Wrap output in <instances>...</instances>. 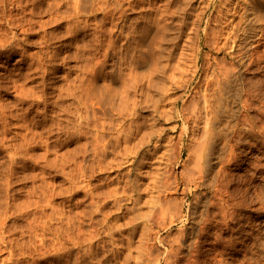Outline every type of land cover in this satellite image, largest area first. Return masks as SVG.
Returning <instances> with one entry per match:
<instances>
[{
    "label": "rangeland",
    "instance_id": "374dc122",
    "mask_svg": "<svg viewBox=\"0 0 264 264\" xmlns=\"http://www.w3.org/2000/svg\"><path fill=\"white\" fill-rule=\"evenodd\" d=\"M1 1H2V3H5V4H2ZM55 1H58V0H52V1L51 0H42V1L41 0H29V1L20 0V2H19V0H0V14H1L0 15V25H2V28L0 26V29H1L0 31H2V32H0V34L2 35L3 33H5L9 29L16 32V33L14 32L15 37H16L15 38V40H16L15 43L16 44L14 43V45H12V47H13L12 51H16V52H10V54L8 55V52H9L8 49L9 48L8 47L6 48L4 46L1 47L2 42L0 41V50H1L0 51V76H1L0 79L2 81V82L0 81V88H1L0 89V105L4 102L3 103L4 109H3V105H1L2 108H0V117L3 116L2 118H0L1 119L0 120V125L2 124V126H0V128L2 129L4 127L3 128L4 130L2 129V131H5L3 133H6V135L4 134V136H2L3 135V134H1L2 131L0 132V137L2 136L1 139L3 140V142H2V140L0 139V171L3 172V173L1 172L0 178L1 177L3 178L5 176L4 180L2 178L0 180V199H1L0 200L1 201L0 202V220L3 222L5 219H7V223H6V220L3 222L4 224L0 221V225L3 224V226H4L5 223L8 225V226L5 225L4 228H3V226H0V227H2V229L0 228V234H1L0 238L3 237L2 239L4 241V242H1L2 239H0V244L2 245V247H0V264H137V263L138 264H158V262H159V264H168V263H166L168 261H169V264H171L172 260L174 261V258H178V259H176L177 261H175L176 264H182V263L184 264L186 262V259H187L186 254L189 253V248L188 247H190L194 243L193 241H195V240H193V239H195L197 237L196 236V233H197L196 231L198 230L197 229L198 226L196 224H194V222H196V221H194V217H196V214H193V212L196 211V209L194 208L195 207L194 206L195 205L194 204L195 200H194V198L192 196H190L189 198L186 196L184 198L183 204H180V205L176 201H174V199H172V201H169V202H167V201L171 200V198H174L173 196L176 197V194L172 193L173 191H175L174 190L175 178H178L179 180H181L180 178H182L183 173L185 174L186 169L188 170V166L189 165H186L187 163H185V161L189 157V148L188 147H189V145L193 144V142H191V140H190L191 138L187 139L188 137L184 138L183 141L179 142V139H178L177 136L180 135V132H181L180 128L182 127V124H181V122L179 124L175 123V119H174L175 116H176L175 113H173V112L170 113V116H173V118H169L168 119L169 121H165V119H162V121L161 120L160 121L154 120V117L153 118L151 117V116H154L153 111H152L153 108L151 107L152 102H153V96H154L153 91H151L152 89L150 87L144 86L142 88V92H141V89H139L141 87H138L139 85L137 86V84H135V86H134V84H133L134 82L136 83V81H134V80H136L135 78L141 76V73H142V75L146 76V72L147 71H148L147 74H150L151 73V68H152L150 66V63H151L150 60H148V61H150L149 63L142 64L143 66L142 65L138 66L139 68L137 66H133L132 60H133V58L135 56V52H134L135 48L133 47V46H135V44L132 42L134 40L133 37L135 36V32L134 31L137 32V30H139L145 23H147L151 17H154V18H151L152 20L150 19V22H152L157 17V14L159 13L157 11H161L163 9L162 8L160 10L158 8L165 7L167 5V3H165V5L162 4V3L168 2L169 0H166V1L159 0L160 2L158 0H154L155 2L153 0H149V1L148 0L147 1L146 0H144V1L141 0L142 2L140 0L139 1L138 0H131L134 3V4L131 3V5H130V2H131L130 0L129 1L125 0L126 2H124V0H122V1L119 0L120 2L118 0H110V1L109 0H105L106 5H105V2H100L102 0H77L76 2L73 1V0H67V1L66 0H61V1H58L56 3H55ZM64 1H66L67 3L64 2ZM204 1H205L206 6L208 5V3H210V1H212V7H211V10L209 12H211L210 18L213 19L215 17V15L217 14V9H218V6L220 4V0H204ZM18 2L20 3V5L18 4ZM123 2H124V4H123ZM32 3H33V5H32ZM57 3H59L58 5H60V6H58ZM69 3H70V5L73 4V5H71V7L72 8L74 7V10L77 11V12H75L73 9H72V11H74V12L71 11L70 5L67 6V4H69ZM74 3H77V4H74ZM126 3H129L130 6L128 4H126ZM136 3H137V6H136ZM147 3H155V4L153 6V4L151 5V4H147ZM49 4H51L52 6L49 5ZM102 4H104L105 6H103ZM120 4H122V5H120ZM140 4H141V6H140ZM145 4H147V5L145 6ZM157 4H158V7H157ZM159 4H161V5H159ZM34 5H35V7H34ZM40 5H41V7H40ZM48 5H49V7H47ZM87 5H88V7H87ZM126 5H128V6H126ZM94 6H95V9H94ZM99 6H100V8H99ZM142 6H143V8H141ZM155 6L157 8H155ZM55 7L58 8V9H56ZM59 7H61V8H59ZM50 8L53 9V10H50ZM77 8L79 9V11H78ZM82 8L83 9L85 8V10H83ZM115 8H116V11H115ZM123 8H125V9H123ZM126 8H127V10H126ZM136 8H138V9H136ZM150 8H151V10H150ZM54 9H56V10H54ZM96 9H98V10H96ZM105 9L107 10V12L110 9L109 10V14L106 13ZM130 9L131 10L133 9V11H131ZM124 10H126V11H124ZM146 10L147 11L150 10V12H148L149 16L146 15L147 17L146 16L144 17V15L142 16V13H144ZM153 10H154V12H153ZM155 10H157V11H155ZM55 11H57V12H55ZM118 11H120L119 12L120 14L118 13ZM8 12L10 14H8ZM146 12L144 14H146ZM153 13H154V15H153ZM7 14H8V16L11 15V17H10L11 19L7 16ZM55 14H57V15H55ZM81 14L83 16H81ZM14 15H15L16 18L14 17ZM63 15H65L64 17H67V18H64ZM116 15H118L117 16L118 18H116ZM74 16H77V17L74 18ZM93 16H94V18H93ZM96 16H98V17L96 18ZM111 16H113V17H111ZM12 17L14 18L13 20H12ZM54 17H57L56 18L57 20ZM90 17H91V19H89ZM114 17L116 18V20H115ZM125 17H127V18H125ZM73 18L75 20H73ZM142 18H144V20H142ZM207 18H208V15L206 17V20H207ZM6 19H10L11 22L14 21L12 23L13 28H11V27H9L7 25ZM20 19H21V21H20ZM94 19H96V21ZM103 19H106V20H103ZM107 19L109 20V22H108ZM146 19H148V20H146ZM92 20H94L95 23H97V24H95L94 21H92ZM16 21H17V23H16ZM69 21H72V22L69 23ZM75 21H76V23H75ZM145 21H147V22H145ZM23 22H25V23H23ZM99 22H101V23H99ZM124 22H125V24H124ZM15 23H16V25H15ZM89 23H91V24H89ZM114 23H115V25H112L110 27V25L114 24ZM77 24H78V27H77ZM134 24H137V25H134ZM14 25H15V27H14ZM95 25H97V26H95ZM99 25H101V26L99 27ZM128 25L129 26L131 25V26L128 27ZM107 26H109V28L112 31L110 30L107 33L108 30H106V29H109ZM139 26H141V27H139ZM217 26H218V24H217ZM217 26L213 25L212 28L215 27L216 29H218L220 27V26H218V27ZM21 27H23V28H21ZM97 27H99V28H97ZM102 27H103V29H102ZM71 28H72V31L70 30ZM128 28L131 29V31H133V32H131ZM257 28H258L257 30H259V26ZM75 29H77V30H75ZM118 29H120V31H118ZM83 30H85V31H83ZM3 31H5V32H3ZM86 31H88V32H86ZM116 32H119V33H116ZM110 33H111V37H110ZM131 33L133 34L132 37H130ZM93 34H95V35L93 36ZM121 34H122V36L124 35L123 38L121 37L122 39H120ZM210 34H212V33H210ZM259 34H260V32L258 31V35ZM1 35H0V40H2V36ZM10 35H11V33H10ZM16 35H18V36H16ZM45 35H48V36H46V38H45ZM72 35L75 36V37H70ZM118 35H119V37H118ZM258 35L256 36V40H257V38H259ZM98 36H99V40L101 39L100 42L98 40ZM211 36H209L210 42H212L211 41L212 40ZM224 36L226 37V35H224ZM50 37L51 38L53 37V39H51ZM102 37H104V40H103ZM17 38H19V40ZM96 38H97L98 41L96 40ZM124 38H126V39H124ZM123 39H124V41H123ZM105 40L106 41H110L112 44L110 42H109L110 44H107V42ZM263 40H262V42H263L262 45L259 46L258 48L256 46L257 42H255V41H251L250 45H249V47H250L249 50L257 49V52H259L258 54L260 55V57H261V54L264 52L263 49H262L263 51L260 50L261 48L264 47V41ZM72 41H74V42H72ZM126 42L131 43V47L129 46L130 44H128ZM222 43H223V41L220 43V45ZM252 43H253V46H252ZM100 44H101V47H100ZM105 44H107V45H105ZM113 44H114L115 47H113ZM119 44H121V46H123V47H121L122 50L120 49V47H119L120 45ZM209 44L211 45V43H209ZM125 45H127V46H125ZM210 45H208L206 48H203L201 50V60H200V64H199V69H200L199 74L195 77V79L193 80V82L191 83V85L189 87L185 86V87H182V88H179V89L176 88V90H174V95H176L175 98L176 97L177 98L184 97L185 99H189V100L192 99L189 94H190V91L193 90L194 86H196L195 84L199 80V78L204 76V73L202 72V69H203L204 64L206 63L205 59H207V58L205 56H206L207 53H208L209 56H212V57L218 58V59L221 56H223V53H221V54L212 53L211 52L212 50L210 49L211 48ZM45 46L46 47L48 46V47L46 48ZM97 46H98L99 49L97 48ZM105 46H108V47L105 48ZM14 47H16L17 49L15 48L16 50H14ZM116 47L118 48L119 51L117 50ZM127 47H129L130 49H128ZM165 47L168 48L167 46H165ZM94 48L98 49L97 50L98 52L97 51L95 52L96 54H93V49ZM124 48H127V49H124ZM19 49H20V51H19ZM87 49H89V50H87ZM95 49H94V51H95ZM104 49H108V50H106L108 53ZM43 50H45V51H43ZM78 50L79 51L81 50V51L78 52ZM109 50L111 51L112 54L110 53ZM46 51L48 52L47 54H46ZM88 51H91V52H88ZM122 51H125V53L127 51H129V53L127 52L126 56H124L125 54ZM20 52L22 54H24V55H22ZM38 52H39V55H38ZM85 52L86 53L88 52V54H89V55L85 54V55L88 56L87 57L88 59H90V58L94 59L95 58L93 60L94 63L96 62L95 64L91 63L92 62L91 59L89 61L87 60L86 56L84 55ZM131 52H132V56H131ZM243 52H244V50H243ZM53 53H55V54H53ZM80 53H82L83 55L80 54ZM109 53L111 54V56H110ZM113 53L116 54V55H114ZM91 54H93V55H91ZM101 54L103 55L102 60H98V59L101 58V57H99V56H102ZM122 54H124V55H122ZM258 54H257V57L254 59L255 62H254V65L252 66L253 68L250 67L248 70H246V76L252 78L254 81H255V79L256 80H260V79L264 80V73H263L264 72V68H263L264 67L263 66L264 65V54H262L263 58L261 57L263 60L261 58H259ZM4 55H5V57H4ZM60 55H61V57H60ZM74 55H78V56H76V58H75ZM79 56H81L82 58H80ZM92 56H95V57H92ZM109 56H110V58L112 56L113 57L111 59H109ZM121 56L122 57H126V58H122ZM127 56H128V58H127ZM32 57L34 59H31ZM36 57H37V59H36ZM49 57H50V60H49ZM64 57H66V59L62 60V58H64ZM97 57H98V59H96ZM117 57L119 59H117ZM39 58L41 59L40 61H38ZM77 58H79V59H77ZM104 58H105V60H104ZM121 58H122V60H121ZM52 59H53V61H51ZM115 59H116L117 62L115 61ZM123 59H124V61H123ZM245 59H243V60L245 61ZM85 60H87L88 62H86ZM96 60H98V65L99 66L97 65V61ZM44 61H45V63H44ZM120 61H121V63H120ZM128 61H131L132 64H131V62H128ZM101 62H102L103 67H104V64H105L104 68L100 64ZM35 63H37V65H35L36 67L38 66V64H39V66L41 65L40 67L38 66V68H37L38 70L35 69V66H33ZM86 63H89V66ZM126 63L128 64V66L132 65L134 67L133 68L131 66V68H133V70H131L132 74H129L130 72L126 73V71H129L131 69L130 66L128 67ZM27 64H29L30 67H28L29 65L27 66ZM92 64H93V66H95V68L90 66ZM20 65H21V67H20ZM110 66L111 67L114 66V67L110 68ZM119 66H120V68H119ZM123 66L125 67V69H124ZM261 66H262V68H261ZM32 67H34V68H32ZM185 67L187 69H190V71H192V72L195 70V67L192 66V64L189 67H188V65H186ZM190 67H194V68L191 70ZM39 68H41V69H39ZM42 68L45 69V70H44V72H40L41 73L40 74L39 71L40 70L43 71ZM90 68L91 69L94 68L95 70L92 69V71H91ZM97 68L99 70H97ZM128 68H129V70H128ZM27 69H28V71L29 70L32 71L31 75L33 74L32 76L29 73H28L29 75L27 74L28 76L32 77L30 79H29V77H27L26 74H24V75H26L25 77L22 74L23 70L25 71ZM32 69H35V70H32ZM88 69H90L91 73L93 71H95V73L94 72L93 73L95 74L94 76H96V78L92 77L93 73L91 74L90 72H87ZM107 69L109 71H111L110 74H109V71ZM136 69H137V71H136ZM243 69L245 70L244 67H243ZM258 69L259 70L261 69V70L259 71ZM18 70L20 71V73H18V75H17V72H19ZM96 70L99 71V75H100V72H102L100 76L96 75L98 73V72L96 73ZM106 70H107V72H106ZM122 70H124V71H122ZM45 71H46V73H45ZM119 71H120V74H118ZM190 71H187V73H186L188 75L187 77H189V75L192 74V72H190ZM27 72L25 71L24 73H27ZM47 72L48 73L51 72V73L48 74ZM85 72H87V74ZM104 72H106V73H104ZM137 72H139L138 76L134 77V75H137ZM1 73H3V74H1ZM88 73L91 75L93 80H92V78L89 77L90 75ZM121 73H123V74H121ZM133 73H134V75H133ZM260 73H262V74H260ZM103 74H104V76L106 78V81H104L105 79L103 78ZM111 74H112V76H111ZM256 74H257V77H256ZM12 76L14 77V79H16L15 81H17L16 83H18L17 86L19 85L18 86L19 88H20L21 83H22V86L25 87L26 90H28L29 88H33L32 90H35V91H30L31 90L30 89V90H28V91H30V92H28L30 94H28L26 92V90L24 92L22 91V86H21L20 89L18 88L19 89L18 90L16 85H15L16 83L12 81L14 79H12V80L10 79V78H12ZM87 76H88V78H87ZM2 77H5V79L2 78ZM6 77H8V79ZM17 77H19V78H17ZM26 77L28 78L29 82H26V81H28ZM84 77L87 78V79H84ZM109 77H113V79H111V78L109 79ZM22 78L24 80H26V81L22 80V82H21L20 80ZM97 78H99V79H97ZM2 79L4 80V82H3ZM88 79H91V80H89V81H91V83L88 81ZM6 80H7V82H6ZM128 80L130 81V83H129ZM37 81H39L40 84H38ZM131 81H133V82H131ZM8 82H9V84H8ZM23 82H25L26 84L23 83ZM75 82H77L78 85ZM87 82H88V84H87ZM104 82H106V83H104ZM81 83H82V85H81ZM68 84H69V86H71L73 84L74 87L76 86V87H79V88H77V89H75L76 87L75 88H71V87L66 88V87H68L67 86ZM83 84H84V86H83ZM91 84H93V85H91ZM36 85H38V86L36 87ZM130 85L135 87L134 89H135V93L136 94L139 93V91H140V94H137L138 97H137V95H135V93L133 94L134 89ZM26 86L29 87V88H26ZM32 86H35L36 88L32 87ZM127 86H129L131 88H129ZM3 87H4V89H3ZM121 87L122 88L124 87V89H125V87L129 88L127 93H125L126 89L124 90V93H123V90H122ZM145 87H146V89L144 90ZM8 88H9V90H8ZM38 88H39V91L42 89L40 91L41 92L40 94H39ZM62 88H66L70 93H68L67 90H65V89L64 90L66 92H64V90ZM100 88L101 89L103 88V89L101 91H98V90H100ZM130 89H132L133 91L132 90L130 91ZM195 89L196 88H194V91H195ZM6 90L8 91V93H7ZM23 90H24V88H23ZM121 90H122V92H121ZM199 90H201V89H199ZM143 91H144V93H143ZM25 92L27 93V96L24 94ZM35 92L36 93L38 92L37 93L38 95L36 94L38 98H39V96H40V98L42 96V98L38 99L35 96ZM82 92H83V95H82ZM87 92H89V94ZM102 92H103V95H104V97H102L103 99L100 98V96L99 97H97V96L95 97L94 96L92 98V96L96 95V93H97V95H100V94H102ZM105 92H106V94L108 96L110 94L113 97L112 98L108 97L106 94H104ZM151 92L153 93V95H152ZM98 93H100V94H98ZM1 94H2V96H1ZM22 94H24L25 97ZM86 94H88L90 97H87ZM121 94H122V97H124V98H125V96L127 94L126 100L128 101V103H127V101L124 102V100H122ZM128 94H130V95H128ZM146 94H148V95H146ZM15 95H17V96L19 95V97L22 98V99L18 98V100H17ZM21 95L25 99H28V100H25ZM73 95H74V97H72ZM103 95H101V96H103ZM114 95L116 96V98L114 97ZM131 95H132V97H131ZM140 95H142V97ZM28 96H30V97L27 98ZM32 96H34V99L31 98ZM56 96H59V97L57 98ZM67 96L68 97L70 96V97L66 98ZM105 96H107L108 98H105ZM118 96H120L119 98H121V100H119V102H120L119 104L117 102V99H118L117 97ZM60 97L63 100H65L66 102L71 101L70 104H69V102L68 103H66L65 101L62 102L63 100H61ZM128 97H129V100H128ZM133 97H135L137 100L135 98H133ZM1 98H2V100H1ZM55 98L59 99L62 103H60L59 100L57 101ZM95 98H98L97 101L100 98L101 102H99L100 100L98 101L99 103L95 102L96 101ZM109 98H110L111 101L108 100ZM142 98H143V101H145V102H142ZM23 99H24V101H23L24 103L20 102ZM93 99H94V102H93ZM130 99H131V103L129 104ZM146 99H147V101L149 100V102H147ZM151 99H152V101H151ZM44 100H45V103H44ZM85 100H87V101H85ZM103 100H106V101H103ZM107 100H108V102H107ZM135 100H136V102H135ZM201 100H203L202 97H197L194 101H191V103H189V105L191 106V109H192L193 105L196 104V103H199V105H203V101H201ZM25 101L27 103H25ZM51 101H53L55 103H53ZM81 101H82V104H81ZM132 101H133V103L134 102L135 103L132 104ZM31 102H32V105L34 104L33 107L32 106L30 107ZM42 102L44 103L43 104L44 106L42 105ZM85 102H87V103L89 102L88 104L89 105L91 104V105L88 106V104L85 103ZM92 102L96 104L94 106L98 107V108L95 107V109H97L95 111L91 107L92 104H93ZM150 102H151V104L147 105ZM64 103H66L67 106L69 105L70 108L66 107V105ZM101 103L104 104L103 106H105V107L107 106V108L109 110H111V108L113 109V106H114L113 111L111 110L114 113H112L111 111L109 112V110H108V115H106L107 113L104 114V112L102 111L103 108L101 107L102 105H100ZM123 103H125V104H123ZM126 103L129 104L130 106L129 105L126 106ZM144 103L147 105V107H146V105H143ZM6 104L9 105V106L11 105L10 107L9 106L8 107L11 108L12 110L8 109ZM45 104H46L47 107L45 106ZM116 104H117V106H116ZM182 104H183V100L182 101L180 100L179 108H181ZM59 105H60L61 110H58V109H60V108L57 107ZM71 105H72V107H71ZM122 105H123V107H122ZM131 105H135V107H133ZM26 106H28V107H26ZM77 106H79V107H77ZM124 106L127 109L126 111L124 109ZM143 106H145V107H143ZM5 107H6V109H5ZM64 107L68 111L65 110ZM84 107H85V109H83ZM118 107H119V109L122 107V109L118 110L117 109ZM131 107L133 109H135V110H132ZM78 108H80V109H78ZM1 109L4 111V113H3V111H1ZM71 109H73V111ZM98 109L101 110V111H99ZM115 109L117 111H114ZM123 109H124V111H123ZM7 110H8V113L10 115L7 113ZM51 110H53L54 112H52ZM62 110H64L65 113ZM130 110L134 111V113L132 111H130ZM66 111H67V113H66ZM122 111H123V114H122ZM1 112L3 113V115H1ZM74 112H75V114H74ZM77 112H79V113H77ZM84 112H85V115L88 113V115H86V117L88 116L87 118L85 117ZM94 112H95V114H97V118H96ZM117 112H119V113H117ZM127 112H130V113L132 112L131 113L132 116H131L130 113L128 115ZM254 112L255 111L251 112L252 116H254V115L256 116L257 115V113L256 112L254 113ZM110 113H111V115H110ZM139 113H140V115H139ZM53 114L55 115V117H54ZM59 114H60V116L58 117ZM62 115L63 116L65 115V117H63ZM98 115L99 116L102 115V116L99 117ZM14 116H15V118H14ZM50 116L52 117V119H51ZM74 116H75V119H74ZM57 117H58V119H60V118L63 119L64 118L63 119L64 122H65V120H67V121L65 123L63 122V124H62L60 122L61 119L59 121L58 119H56ZM89 117H91V118H89ZM115 117H116V120H114V122L118 121V122L121 123V124L119 123L120 125L118 123L113 124L114 122H113L112 119L113 118L115 119ZM8 118H10V119H8ZM69 118L72 119L73 121L70 120ZM88 118L90 119V121L92 120L91 122L93 124L90 123ZM104 118H106V119H104ZM117 118H118V120H117ZM6 119H7V122H6ZM134 119H137V120H134ZM262 119L264 120V117H262ZM43 120L45 121V123H44ZM52 120H54L57 124L60 122L59 124L60 125L62 124V126L60 127L59 124L57 125L55 122H54V124H55L54 125ZM95 120L98 121L97 122L98 124L100 123V129H99V125H97ZM99 120L100 121L102 120V122H100ZM109 121L112 122L113 126L115 125L114 128L111 126L112 124L111 125L109 124L110 128L109 127L106 128L108 126L107 123ZM128 121H129V123H128ZM137 121H138V123H137ZM151 121H152V124L155 121L154 122L155 124H153L152 126H151ZM5 122H6V124L3 126V124ZM8 122H10V123H8ZM50 122L52 123V125H50L51 124ZM105 122H107V123H105ZM111 122H109V123H111ZM125 122H127V123H125ZM40 123H41V125H40ZM132 123H134L136 126L139 124L138 127L140 126L139 128L141 129V131L146 133V136L142 132L144 134V136H143V134L141 133L140 130H138L139 132L138 131L136 132L134 129H136L137 127L134 124H132ZM173 123H175L176 126H178V129L180 130V132L178 130L177 131L173 130L174 129L173 126H175ZM43 124H44V126H43ZM46 124H48L47 125L48 128L45 127ZM103 124H105L104 125L105 129L103 127ZM157 124H158V126H160L159 128H158ZM201 124L204 127V125H205L204 119L202 120L200 125ZM34 125H36V126H34ZM80 125L82 126V128H81ZM93 125H94V127H92ZM124 126H125V128H124ZM259 126H261V123L259 124ZM62 127H64L63 128L64 130L63 129L61 130ZM101 127H102L103 130L101 129ZM111 127H112V129L114 131L111 129ZM46 128L49 130L48 132H47ZM54 128H56V129H54ZM83 128H84V130H83ZM126 128L128 130H126ZM139 128H137V129H139ZM153 128H154V130L156 129V133L153 130ZM77 129H79L78 132H77ZM118 129L121 131V134L118 132ZM129 129H130V133L128 132ZM157 129L158 130L161 129V131L159 130L160 131L159 134H161V140L163 141L162 144L164 143L163 146H162L163 148H161V150H160V154L162 153L163 149H164V152H165V154L162 153V154H164V158L162 160H160V163L156 164L158 166V169H157V166H156V167H151L150 169L149 168H145L144 170H138L137 171L136 170V167H138L137 163L134 166L128 165L127 163L120 165L119 162H122L123 158L125 157L122 154L120 155V153H124L125 145H127L129 148L132 147L133 150H135L136 148H139L140 145H141L142 148L139 151L140 152H141V150L145 151V148L148 145L147 142L149 141L148 138L151 135H154L156 137L158 132H159ZM73 130L76 131L77 133L74 132ZM122 130H124V132ZM150 130H151V132H150ZM258 130L260 132L263 131L262 133H264V129L259 128ZM7 131H9L8 134H7ZM99 131H100V133H99ZM152 132H153V134H152ZM14 133L17 134V135H15ZM95 133H97V134H95ZM104 133H106V134L104 136L102 135V137H101V134H104ZM127 133H129V134H127ZM131 133H133L134 135L131 134ZM136 133H137V136H136ZM149 133H151V134H149ZM178 133H179V135H178ZM22 134H24V138H23ZM130 134H131V136H130ZM84 135H87V136L85 137ZM172 135H173V137H172ZM254 135H255L254 138H252V139L249 138V139L245 140V142L248 140L246 142V143H248V145H246V151H249L250 147L253 146V145H249L251 143L256 145L257 142H259L260 146H264V140H262V138H264V137H262L261 135L258 136L257 134H254ZM91 136H94V137L96 136L95 137L96 140L100 138L99 140H97L99 142H100L101 139H103L104 142L101 140V142H102L101 145L97 141H96L97 143H95V138L91 137ZM111 136H112V138H111ZM140 136L143 137V138L145 137V139L141 138ZM174 136H175V138H174ZM201 136H203L202 135V131L199 134H197V136H195L196 137L195 139L198 140L197 137H199V139H200ZM3 137H5V138L8 137L7 138L8 140L3 138ZM124 137H126V138H124ZM127 137H129L130 139H128ZM189 137H190V135H189ZM258 137H259V139H258ZM92 138H94V139H92ZM138 138H141V140L143 142L140 139H138ZM164 138L166 140L168 139L169 141H171L172 144H174V142H176L179 148L184 146L183 150L180 153H178L177 150L179 148H177L175 146L174 147L176 149L173 148V146L170 143H168L169 142L168 140L164 141L165 140ZM106 139H108V140H106ZM114 139H116V140L114 141ZM124 139L127 142H125ZM4 140H7V141H4ZM85 140H87V141H85ZM88 140H89V143H88ZM256 140H257V142H256ZM135 141H136V143H135ZM85 142H87L88 145H86L87 143H85ZM117 142H119L120 144H118ZM197 142H199V141H196V143H194L193 145L196 146ZM126 143H130V144H126ZM167 143H168V146H167ZM185 143H187V147H186ZM4 144H6L5 145L6 147L4 146ZM113 144L116 145V146H114ZM91 145L92 146L94 145V146L91 148ZM97 145L99 147H97ZM121 145L123 146V149H121L122 148ZM135 145H136V147H134ZM165 145H166V147H164ZM248 146H249V148H248ZM4 147L6 149H4ZM82 147L84 149L85 148L86 149L84 150ZM94 147H95V149H94ZM96 147H97V150H96ZM100 147H101V149L99 150ZM112 147H113V150H110V149H112ZM115 147H117V148H115ZM120 149L123 150V151L121 152ZM166 149L168 151H169V149H171L172 151L170 150V152H168V151H166ZM83 151H85V152L87 151V152L83 153ZM95 151H96V153H95ZM101 151H103V154H102ZM109 151H111L112 153L109 152ZM92 152H93V154H92ZM105 152H106V155L104 154ZM167 152L169 154H171V155L167 154ZM260 152H261V150H259V153L256 152V154H258L259 157L262 158V162L264 164V161H263L264 159L262 157L263 153L261 152L262 154H260ZM87 153H89V154H87ZM90 154H92V155H90ZM94 155H95V158H94ZM105 156H106V158H105ZM121 156H124V157L122 158ZM131 156H133V155H130L129 158L133 159V157H131ZM104 158H105V160H104ZM120 158H122V159H120ZM244 159H246V158L245 157L238 158V160L236 161L237 164H236V162H234L232 165H230L228 167V170L231 171L232 173L231 172L230 173L233 174V175H236L237 173H239L237 175L241 174V176H244L243 174H247L246 175L247 178H251V179H252V177L250 175H253L254 177H257V180L254 181V182H251V179H248V184L247 185H245L244 181L239 183L240 184L239 188L241 187L240 190L245 191L246 190L245 188H249V192L252 191L251 193H253V191L256 190V188L254 187L255 185H258L259 187L261 185H264L263 182H260L258 180L262 175H264V174H261L262 171L264 172V169H262V171H260L257 168H251V167H249L247 165L246 166L247 170L251 168V172L252 173L255 172V173L252 174V173H250V170H248L249 171V174H248V171L245 170L246 168L244 170H242V171L241 170L239 171L236 166H238L240 161H244ZM163 160H165L166 162L163 161ZM215 160L216 159H213L212 161L214 162ZM105 161L107 162V164H106ZM2 162L5 165L2 164ZM115 162H116V165H114ZM109 164H113V165H109ZM161 164H164L166 166V168L168 166V168H170V169H168V168L166 169L164 165H162V167H159V166H161ZM100 165H102V166H100ZM79 166H81V167L79 168ZM82 166H83V169H82ZM116 166H118V167H116ZM183 166L185 168V172H183V170H182ZM134 169H135V171H134ZM147 169H149L152 173L151 172L149 174L147 173L148 174L147 175L145 173L146 172L145 170H147ZM191 169H192V167L189 166V170H191ZM252 169H254L255 171L252 170ZM158 170H160L161 172L158 171ZM169 170L170 171L172 170L171 173H170ZM4 171L6 173H4ZM139 171H142V172H139ZM162 171H164V173L166 175L163 176ZM258 171H260V172H258ZM128 172H129V174H128ZM155 172H156V174L158 172V176H156V174H154V176L156 178H159L158 180H154L156 178L155 177H151L152 174L155 173ZM172 172H174V173H172ZM135 173H136V175H135L136 177L134 178V174ZM138 174H141V175H138ZM6 175H8V176H6ZM10 175H11V177L12 176L13 177L10 178ZM122 175H123V177H122ZM130 175H131V177H130ZM161 176L164 179L167 177V180L166 179L164 180ZM174 176H176V177H174ZM246 176L244 178H246ZM160 177L162 178V180L166 181L168 184L166 182L160 180ZM132 178H133V180H132ZM118 179H120V180L118 181ZM135 180H136V184H135ZM7 181H8L9 184H6V186H5V182L7 183ZM117 181L120 182V183H118ZM157 181H158V183H157ZM139 182L140 183L143 182V183L140 184ZM162 182H163L164 185L161 184ZM151 183H153L155 185H153V184L151 185ZM125 184H127V185H125ZM144 184L145 185L148 184V185H146L148 188L145 187ZM122 185H123V187H122ZM124 185L127 186V187H125ZM132 185H134V186L132 187ZM243 185H245L246 187H244ZM138 186L140 188L139 191L137 190ZM142 186H144V189H142ZM152 186H154V187L152 188ZM172 186H173V189H172ZM181 186H183V185H181ZM3 188L6 189V190H4ZM115 188H116V190L114 191ZM123 188H124V190H123ZM146 188H147V191L149 190L148 192H145ZM159 188H161L163 191L161 189H159ZM182 188H180V189H182ZM153 189L156 191L157 194L158 193L162 194V192H163V194H162L163 196L161 194H159L158 196H156V197H158V199L156 198L157 199L156 200L155 197H153L154 194L156 195V193L153 191ZM156 189L161 191V192H157ZM171 189H172V192H171ZM41 190H43V191H41ZM130 190L133 191L131 195H129L130 192H131ZM150 190H152V191H150ZM126 191H127L126 194L122 193V192H126ZM164 191H166V192H164ZM199 191H201V190H199ZM32 192H34L35 194H33ZM87 192H88V194H86ZM150 192L153 195H151ZM205 192L206 191H202V193H205ZM144 193L149 195V196L151 195L150 197L154 198V204L156 206L153 205V199L151 198L152 199L151 200L150 197H148ZM32 194H33V196H32ZM136 194H139V195L136 196ZM172 194H174V195H172ZM197 194H199V192H197ZM2 195H4V199L2 198L3 197ZM250 195H252V194H250ZM7 196H9V197H7ZM134 196L136 198H138V199H140V197H141V200L138 201V199H137V201H135L134 200L135 199ZM161 197H162V199H161ZM167 197H168V199H167ZM144 198H146L145 201L150 199L149 201L150 202L152 201V203L149 205L150 202L148 201L149 203L147 205H144L146 207L142 206V204H141V207L138 206V205H140V203H143V204L145 203L146 204V202L143 201ZM133 202H134L135 205L136 204L137 205L133 206L134 205ZM166 203H167V205H166ZM174 204H175V206L177 205L176 207L180 206V208H176L174 206ZM262 204L263 203H260L261 207L259 205H257L256 207L254 206L255 208L253 207L254 209L253 208L251 209L252 212H249V215H250V218H251L250 220H251V222L253 221V223H251L250 227H247V229H248L247 232H249V233L255 234L256 233V229H258V228L261 231H264V228H263L264 227V224H263L264 223V207H263L264 204L263 205ZM152 205H153L154 208L152 207ZM165 205L167 207H165ZM168 205L170 206L169 207L170 209L168 208ZM172 205H173V207H171ZM3 206L5 207V209H4ZM16 206H17V208H16ZM258 206H259V208H258ZM138 207L141 209L142 212L140 211V209H138ZM165 208H166V211H165ZM171 208H174V209H171ZM161 209L163 210V212H161L162 211ZM134 210H135L136 213L134 212ZM138 210H139L140 214L137 213ZM191 210H192V212H191ZM200 210H201V208L198 209V213H200ZM55 211H57V212H55ZM189 211L191 212V214H190ZM51 212L52 213H56V214L53 215ZM133 212H134L135 215H133ZM152 212H154V213L157 212V213L154 215V213H152ZM58 213H59V216H60L59 219H58V215H57ZM145 213H147L149 215V217H148V215H145L146 217L150 218L149 220L147 218L145 219V217L143 216ZM160 213H161V215H160ZM162 213H164V216H162L163 215ZM165 213H166V215H165ZM187 214H189V215H187ZM62 215H64V216H62ZM67 215H69V217L72 216V218H74L72 220H75L74 222H75V226L76 227L74 226V223L71 220V218H69L70 224H69V222H67L68 221V219H67L68 216ZM138 215H141V216L138 217ZM190 215H191V217H190ZM2 216H4V217H2ZM51 216L54 218L53 220L51 219ZM65 216H66V218H65ZM160 216H162L161 217L162 220H161ZM166 216H167V218H166ZM170 216H172V220L173 221L171 220ZM178 216H180V217H178ZM62 217H64V218H62ZM130 217H134L135 219L134 218L131 219ZM1 218L4 219V220H2ZM103 218H105V219H103ZM151 218H152V220H151ZM192 218H193V220H191ZM45 219H46V221H45ZM47 219H48V221H47ZM174 219L175 220L178 219L177 222L174 221ZM60 220L61 221L64 220L65 222H62L61 224H63V226L65 225V227L66 226H68V227L65 228L62 225H59L60 222H61ZM139 220H141V221H139ZM145 220H147V221H145ZM160 220L162 221V223L160 222ZM254 220H255V222H254ZM256 220H257V222H256ZM41 221L42 222L45 221V222H43L44 226H43V224H42V226L39 225L41 223ZM71 221H72V223H71ZM133 221H134V223H132ZM137 222L140 223V224L146 223L145 225H147L148 229L150 227L153 228V229H150L151 230L149 232V234H151L150 237H149V234H148V236L145 235V236H147V237H145L146 239L143 237L140 240V238L143 236L142 234H144L145 230H144V232H141V230H140L141 227H140V229H137V228H139V227H137L136 230H134V227L138 224ZM91 223H92V225H91ZM157 223H158V225H159V223L161 225V226L159 225V228H158ZM255 223H257L258 225L260 224V225L258 226ZM51 225H52V229L50 228ZM55 225H56V227H55ZM82 225L84 226L85 229L83 228ZM162 225H164L165 227L162 226ZM72 226H74V227H72ZM188 226H190V227H188ZM192 226H194L195 228L192 227ZM6 227H7V229H6ZM160 227H162V228H160ZM254 227H256V228H254ZM69 228H71L70 229L71 232H70ZM192 228H194V230ZM5 229L7 230V232H6ZM49 229H51V230L54 229L55 231L53 230L51 232V230H49ZM90 229L92 230V234H91V230ZM93 229H96V231L93 230ZM4 230H5V232H4ZM67 230L69 231V235H68V231ZM88 230H90V231L88 232ZM154 230H155L156 234L153 232ZM192 230H193V232H192ZM56 231H58V232H56ZM60 231H61V233H60ZM63 231L67 232V233L64 234ZM139 231L141 232L142 236L140 235ZM181 231H183V232L181 233ZM53 232H54V234H53ZM87 232H88V234H87ZM55 233L56 234L58 233L59 235L58 234L55 235ZM153 233L156 235V236L154 235L155 237L152 235ZM184 233H186V238L185 239L183 238L182 240H180L181 236H182L181 234L184 235ZM5 234H7L8 236L5 235ZM72 234H73V236H72ZM64 235L66 236V239H65ZM138 235H140V236L138 237ZM157 236H159V237H157ZM166 236H170L169 237L170 239H173V238L174 239L173 240H167L168 237H166ZM7 237L9 239V242H8ZM62 237H64V238H62ZM67 237H69V239ZM73 237H75V238H73ZM151 237H152V239L150 241L149 238H151ZM153 237H154V239H153ZM161 237H164L166 239L161 238ZM252 237L255 238L256 236L252 235ZM85 238H87V239H85ZM156 238H157V240H156ZM250 238H251V235H250ZM253 238L249 239L248 242H246V243H247L248 246L252 247L251 248V250H252L251 252L255 253V257L254 258H256L257 255H259L261 253L264 254V245H263V248H261L262 246H261V243L259 244L258 238H256L258 240V242H256L257 240H254ZM14 239H15V242H14V245H12L13 244L12 241H14ZM58 239L59 240L61 239V240L58 241ZM138 239H139V241H141L140 242L141 244L138 243L139 242ZM147 239H149V240L147 241ZM176 239H178L180 242H183V244H184L183 246L184 247L179 251L178 255L177 254L176 255H174V254H169L168 255V253L166 251V248H169L170 244H172L174 242V240H176ZM191 239L193 241H191ZM142 240H143V242L147 241L148 243L150 241V243L148 244L146 242V243L143 244ZM165 240H166V242H165ZM10 241L12 243H10ZM66 241H68V242H66ZM70 241L72 243H70ZM168 241L172 242V243H168ZM212 241H214V239L208 241L207 244L202 242L201 243L202 244L201 248L204 249V250L208 249V248H212V246L210 245ZM4 243H5V245H4ZM153 243L156 245V247H153V245H154ZM166 243H168V244H166ZM8 244H10V245L7 247ZM150 244H152V245H150ZM3 245H4V247H3ZM137 245H138V248H139L138 250L139 251L141 250L140 253H137V252H139L137 250ZM140 245H143V246H140ZM254 245H255V248H254ZM139 246L141 247V249H140ZM144 246H145V248H144V250H142V248ZM161 246H163V247H161ZM146 247L148 248L147 251H145V249H147ZM260 248H261V250H260ZM70 249H72V251ZM253 250H255V251H253ZM160 251H163V252L160 253ZM165 251H166V253H165ZM226 252L229 253V251H226ZM251 252H249V253H251ZM208 253H214V252H208ZM240 253H247V252H240ZM141 254H144V256L146 258L143 257V255H141ZM182 254L185 255V257L182 256ZM138 255H139V257H138ZM149 256L152 257V258L154 257V258L152 259ZM157 256H159V257H157ZM170 260H171V262H170ZM152 261H153V263H152ZM163 261L165 263H163ZM154 262H156V263H154ZM207 262H209V261H207ZM186 264H187V262H186Z\"/></svg>",
    "mask_w": 264,
    "mask_h": 264
},
{
    "label": "bare ground",
    "instance_id": "6f19581e",
    "mask_svg": "<svg viewBox=\"0 0 264 264\" xmlns=\"http://www.w3.org/2000/svg\"><path fill=\"white\" fill-rule=\"evenodd\" d=\"M27 1H29V0H27ZM42 1V0H41ZM52 1V0H51ZM58 1H61V0H58ZM58 1H55V3L56 2H58ZM67 1V0H66ZM66 1H64V2H66ZM73 1H77V0H73ZM110 1V0H109ZM119 1V0H118ZM122 1V0H121ZM126 1H129V0H126ZM125 0H124V2H126ZM131 1V0H130ZM139 1V0H138ZM141 1V0H140ZM144 1V0H143ZM147 1V0H146ZM149 1V0H148ZM154 1V0H153ZM159 1V0H158ZM157 1V2H158ZM164 1H166V0H164ZM16 2V1H15ZM19 2H20V0H19ZM18 2V4L20 5V3ZM34 2V1H33ZM40 2V1H39ZM54 2V1H53ZM63 2V1H62ZM100 2H105V0L103 1H100ZM99 2V3H100ZM120 2V1H119ZM118 2V3H119ZM124 2H123V4H124ZM142 2V1H141ZM155 2V1H154ZM160 2V1H159ZM1 3H2V1H1ZM23 3V2H22ZM21 3V4H22ZM49 3V2H48ZM67 3V2H66ZM91 3V2H90ZM93 3V2H92ZM131 3H133L132 1L130 2V5H131ZM138 3V2H137ZM137 3H136V6H137ZM146 3V2H145ZM165 3H167V5L165 6V7H160V8H158V9H162L161 11H157V10H155V11H157V12H159L158 14H157V17L152 21V22H150V19L151 18H154V17H149L148 19H149V21L147 22V21H145V22H147V23H145L142 27L141 26H139V27H141L139 30H137V32L136 31H134L135 32V36L133 37L134 38V40L132 41L134 44H135V46H133L134 48H135V50H134V52H135V56H134V58H133V60H132V62H133V66H141L142 64H147V63H149L150 61H151V63H150V66L152 67L151 68V73L150 74H147V72H146V76L145 75H142V73H141V76H139V77H137V78H135L136 80H134V81H136V83L134 82L133 84H134V86H135V84H137V86L138 87H141V88H139V89H141V92H142V88L144 87V86H146V87H150L152 90L151 91H153V93H154V96H153V102H152V105H151V107L153 108V114H154V116H151L152 118L154 117V120H157V121H162V119H165V121H169L168 119L169 118H173V116H170V113H175V123H180L181 122V124H182V127L180 128L181 129V132H180V130L178 129V126H176V124L175 123H173L175 126H173L174 127V131H179L180 132V135H179V133H178V135L179 136H177L178 137V139H179V142L180 141H183V139L184 138H186V137H188L187 139H190L191 140V142H193V144L194 143H196V141H199V142H197V144H196V146L195 145H193V144H191V145H189V157L187 158V160L185 161V163H187L186 165H189V166H191L192 167V169L191 170H189V166H188V170L186 169V172H185V168H184V166L182 167V170H183V172H185V174L183 173V176H182V178H180L181 180H179L178 178H175V181H174V183H175V186H174V190L175 191H173L172 192V189H173V186H172V189H171V192L172 193H174V194H176V197L175 196H173L174 198H171V200H168L167 202H169V201H172V199H174V201H176L179 205L180 204H183V201H184V198L187 196L188 198L190 197V196H192L193 198H194V208L196 209V211H194L193 212V214H196V217H194V221H196V222H194V224H196L197 226H198V230L196 231L197 233H196V238L195 239H193V240H195V241H193L192 239H191V241H193L194 243L190 246V247H188L189 248V253H187L186 254V257H187V259H186V262H187V264H264V254L263 253H261V254H259V255H257V257L256 258H254L255 257V253H252L251 251V248L252 247H250V246H248L247 245V243L246 242H248V240L249 239H251V238H253L252 237V235H254V236H256L255 238H253L254 240H257L256 238H258V240H259V244L261 243V248H263V245H264V231H261L259 228L258 229H256V233L255 234H253V233H249V232H247V227H250V225H251V223H253V221L251 222V218H250V215H249V212H252L251 211V209L255 206H257V205H259L260 206V203H263L264 204V185H261L260 187L258 186V185H255L254 187L256 188V190H254L253 191V193H251V192H249V188H245L246 190L245 191H243V190H240V188H239V183L240 182H243L244 181V183H245V185H247L248 184V179H251V178H247V174H243L242 172V174L244 175V176H241V174L240 175H237V174H239V173H237L236 175H233V174H231L232 172L231 171H229L228 170V167L230 166V165H232L234 162H236L237 160H238V158H241V157H245L246 159H244V161H238L239 162V164H238V166H236L237 167V169L240 171H242V170H244L245 168H246V166L248 165L249 167H251V168H257V169H259L260 171H262V169H264V164H263V162H262V158L261 157H259V155L258 154H256V152H258L259 153V150H261V152L263 153H261L260 152V154H262L263 156V159H264V146H260V143L259 142H257V140H256V142H257V144L256 145H254L253 143H251V144H249V145H253V146H251L250 147V149H249V151H246V145H248V143H246L245 142V140L246 139H252V138H254L255 137V135L254 134H257L258 136H262V137H264V133H262V132H260L258 129L259 128H261V129H264V120L262 119V117H264V80L263 79H260V80H256L255 79V81L252 79V78H250V77H247L246 76V70H248L250 67H252L253 65H254V59L257 57V54L259 53V52H257V49H253V50H249V45H250V42L251 41H255V42H257V44H256V46H257V48L259 47V46H261L262 45V40L264 39V0H220V4H219V6H218V9H217V14L215 15V17L213 18V19H211L210 18V15H211V12H209L210 10H211V7H212V1H210V3H208V5L206 6V4H205V1L204 0H169L168 2H164V3H162V4H164L165 5ZM2 4H5V3H2ZM13 4V3H12ZM40 4V3H39ZM59 3H57V5H58ZM74 4H77V3H74ZM81 4V3H80ZM114 4V3H113ZM126 4H128L129 5V3H126ZM134 4V3H133ZM144 4V3H143ZM147 4H153V6H154V4L155 3H147ZM147 4H145V6L147 5ZM32 5H33V3H32ZM36 5V4H35ZM35 5H34V7H35ZM49 5H51V4H49ZM49 5L47 6V7H49ZM62 5V4H61ZM70 5V3L69 4H67V6H69ZM71 5H73V4H71ZM71 5H70V7H71ZM92 5V4H91ZM97 5V4H96ZM100 5V4H99ZM103 6H105L106 5V2H105V5L104 4H102ZM120 5H122V4H120ZM119 5V6H120ZM128 5H126V6H128ZM129 5V6H130ZM159 5H161V4H159ZM5 6V5H4ZM16 6V5H15ZM52 6V5H51ZM58 6H60V5H58ZM57 6V7H58ZM66 6V5H65ZM64 6V7H65ZM66 6V7H67ZM83 6V5H82ZM85 6V5H84ZM112 6V5H111ZM115 6V5H114ZM125 6V7H126ZM135 6V5H134ZM140 6H141V4H140ZM139 6V7H140ZM144 6V7H145ZM149 6V5H148ZM147 6V7H148ZM3 7V6H2ZM1 7V8H2ZM22 7V6H21ZM40 7H41V5H40ZM65 7V8H66ZM87 7H88V5H87ZM116 7V6H115ZM152 7V6H151ZM157 7H158V4H157ZM156 6H155V8H157ZM4 8V7H3ZM38 8V7H37ZM56 8V7H55ZM59 8H61V7H59ZM69 8V7H68ZM79 8V7H78ZM77 8V9H78ZM86 8V7H85ZM85 8L83 9V10H85ZM98 8V7H97ZM99 8H100V6H99ZM111 8V7H110ZM118 8V7H117ZM130 8V7H129ZM141 8H143V6L141 7ZM153 8V7H152ZM56 9H58V8H56ZM56 9H54V10H56ZM67 9V8H66ZM72 9L74 10V7L72 8L71 7V11H72ZM94 9H95V6H94ZM107 9V8H106ZM105 9V10H106ZM123 9H125V8H123ZM135 9V8H134ZM136 9H138V8H136ZM50 10H53V9H51L50 8ZM82 10V11H83ZM96 10H98V9H96ZM110 10V9H109ZM109 10H108V12H107V10H106V13H108L109 14ZM126 10H127V8H126ZM126 10H124V11H126ZM131 10V9H130ZM150 10H151V8H150ZM150 10L149 11H145L146 12V14H144V13H142V16L144 15V17L146 16V15H148L149 16V13L148 12H150ZM216 10V9H215ZM58 11V10H57ZM57 11H55V12H57ZM75 11V10H74ZM74 11H72V12H74ZM78 11H79V9H78ZM87 11V10H86ZM92 11V10H91ZM104 11V10H103ZM115 11H116V8H115ZM131 11H133V9L131 10ZM130 11V12H131ZM75 12H77V11H75ZM81 12V11H80ZM88 12V11H87ZM105 12V11H104ZM112 12V11H111ZM120 11H118V13H119ZM128 12V11H127ZM153 12H154V10H153ZM161 12V13H160ZM52 13V12H51ZM54 13V12H53ZM115 13V12H114ZM148 13V14H147ZM156 13V12H155ZM8 14H10L9 12H8ZM8 14H7V16H8ZM61 14V13H60ZM59 14V15H60ZM71 14V13H70ZM83 14V13H82ZM81 14V16H83ZM112 14V13H111ZM120 14V13H119ZM118 14V15H119ZM130 14V13H129ZM1 15V14H0ZM6 15V14H5ZM55 15H57V14H55ZM73 15V14H72ZM99 15V14H98ZM107 15V14H106ZM118 15H116V18H118L117 16ZM123 15V14H122ZM153 15H154V13H153ZM207 15H208V18H207V20H206V17H207ZM213 15V14H212ZM13 16V15H12ZM62 16V15H61ZM60 16V17H61ZM65 15H63V17H64ZM108 16V15H107ZM114 16V15H113ZM113 16H111V17H113ZM4 17V16H3ZM9 18L11 17V15L10 16H8ZM14 17H15V15H14ZM53 17V16H52ZM59 17V16H58ZM70 17V16H69ZM73 17V16H72ZM75 17H77V16H74V18ZM85 17V16H84ZM98 16H96V18H97ZM106 17V16H105ZM109 17V16H108ZM107 17V18H108ZM120 17V16H119ZM124 17V16H123ZM147 17V16H146ZM16 18V17H15ZM20 18V17H19ZM55 19L57 18V17H54ZM64 18H67V17H64ZM73 18V20H75ZM79 18V17H78ZM93 18H94V16H93ZM115 18V17H114ZM116 18H115V20H116ZM125 18H127V17H125ZM129 18V17H128ZM5 19V18H4ZM11 19V18H10ZM10 19H6V23H7V25L9 26V27H11V28H13V25H12V23L14 22H11V20ZM14 18L12 17V20H13ZM18 19V18H17ZM53 19V18H52ZM51 19V20H52ZM59 19V18H58ZM80 19V18H79ZM83 19V18H82ZM88 19V18H87ZM89 19H91V17L89 18ZM113 19V18H112ZM121 19V18H120ZM119 19V20H120ZM139 19V18H138ZM141 19V18H140ZM148 19H146V20H148ZM57 20V19H56ZM65 20V19H64ZM63 20V21H64ZM67 20V19H66ZM71 20V19H70ZM81 20V19H80ZM79 20V21H80ZM85 20V19H84ZM95 21H96V19H94ZM94 20H92V21H94ZM98 20V19H97ZM103 20H106V19H103ZM108 20V19H107ZM124 20V19H123ZM130 20V19H129ZM142 20H144V18H142ZM152 20V19H151ZM2 21V20H1ZM20 21H21V19H20ZM90 21V20H89ZM95 21H94V23H95ZM100 21V20H99ZM102 21V20H101ZM112 21V20H111ZM53 22V21H52ZM72 21H69V23H71ZM78 22V21H77ZM107 22V21H106ZM108 22H109V20H108ZM120 22V21H119ZM130 22V21H129ZM137 22V21H136ZM5 23V24H6ZM16 23H17V21H16ZM16 23H15V25H16ZM19 23V22H18ZM23 23H25V22H23ZM75 23H76V21H75ZM81 23V22H80ZM93 23V24H94ZM99 23H101V22H99ZM113 23V22H112ZM133 23V22H132ZM135 23V22H134ZM73 24V23H72ZM83 24V23H82ZM89 24H91V23H89ZM95 24H97V23H95ZM107 24V23H106ZM105 24V25H106ZM110 24V23H109ZM124 24H125V22H124ZM217 24H218V26H220L218 29H216L215 27V29L214 28H212L213 27V25L214 26H217ZM15 25H14V27H15ZM67 25V24H66ZM70 25V24H69ZM86 25V24H85ZM88 25V24H87ZM108 25V24H107ZM112 25H115V23L114 24H111L110 25V27L112 26ZM121 25V24H120ZM134 25H137V24H134ZM140 25V24H139ZM1 26V28H2V25H0ZM74 26V25H73ZM76 26V25H75ZM90 26V25H89ZM95 26H97V25H95ZM101 25H99V27H100ZM131 26V25H130ZM129 25H128V27H130ZM217 26V27H218ZM259 26V30H257L258 27ZM64 27V26H63ZM62 27V28H63ZM67 27V26H66ZM69 27V26H68ZM77 27H78V24H77ZM99 27H97V28H99ZM106 27V26H105ZM104 27V28H105ZM108 28H109V26H107ZM134 27V26H133ZM5 28V27H4ZM3 28V29H4ZM20 28V27H19ZM21 28H23V27H21ZM80 28V27H79ZM82 28V27H81ZM87 28V27H86ZM85 28V29H86ZM113 28V27H112ZM137 28V27H136ZM9 29V28H8ZM15 29V28H14ZM13 29V30H14ZM83 29V28H82ZM102 29H103V27H102ZM126 29V28H125ZM129 29V28H128ZM1 30V29H0ZM17 30V29H16ZM20 30V29H19ZM71 31H72V28L70 29ZM69 30V31H70ZM75 30H77V29H75ZM80 30V29H79ZM78 30V31H79ZM90 30V29H89ZM106 30H108L107 31V33L111 30L110 28L109 29H106ZM130 31H131V29H129ZM134 30V29H133ZM6 31V30H5ZM5 31H3V32H5ZM66 31V30H65ZM83 31H85V30H83ZM100 31V30H99ZM104 31V30H103ZM112 31V30H111ZM118 31H120V29H118ZM127 31V30H126ZM258 31L260 32V34L258 35ZM0 32H2V31H0ZM14 32L15 31H12V30H7L5 33H3L1 36H2V40H0L1 42H2V45H1V47H8L9 49H8V55L10 54V52H16V51H12V49H13V47H12V45H14V43L16 42V40H15V34H14ZM80 32V31H79ZM86 32H88V31H86ZM131 32H133V31H131ZM10 33H11V35H10ZM16 33V32H15ZM57 33V32H56ZM60 33V32H59ZM82 33V32H81ZM84 33V32H83ZM102 33V32H101ZM100 33V34H101ZM116 33H119V32H116ZM126 33V32H125ZM129 33V32H128ZM210 33H212V34H210ZM55 34V33H54ZM78 34V33H77ZM103 34V33H102ZM114 34V33H113ZM124 34V33H123ZM130 34V33H129ZM83 35V34H82ZM95 34H93V36H94ZM120 35V34H119ZM119 35H118V37H119ZM132 33H131V35H130V37H132ZM212 35V36H211ZM224 35H226V37L224 36ZM259 36V38H257V40H256V36ZM16 36H18V35H16ZM46 36H48V35H45V38H46ZM77 36V35H76ZM79 36V35H78ZM84 36V35H83ZM115 36V35H114ZM117 36V35H116ZM124 36V35H123ZM123 36H122V34H121V36H120V39H122L123 38ZM209 36H211L212 37V42H210V40H209ZM70 37H75V36H70ZM97 37V36H96ZM106 37V36H105ZM110 37H111V33H110ZM122 37V38H121ZM44 38V37H43ZM51 38V37H50ZM79 38V37H78ZM103 38V40H104V37H102ZM18 40H19V38H17ZM51 39H53V37L51 38ZM106 39V38H105ZM111 39V38H110ZM109 39V40H110ZM119 39V40H120ZM124 39H126V38H124ZM124 39H123V41H124ZM211 39V38H210ZM224 39V40H223ZM72 40V39H71ZM75 40V39H74ZM96 40H97V38H96ZM98 40H99V36H98ZM97 40V41H98ZM101 40V39H100ZM100 40H99V42H100ZM108 40V39H107ZM112 40V39H111ZM117 40V39H116ZM51 41V40H50ZM77 41V40H76ZM96 41V42H97ZM106 41V40H105ZM115 41V40H114ZM118 41V40H117ZM129 41V40H128ZM223 41V43L220 45V43ZM264 41V40H263ZM72 42H74V41H72ZM98 42V43H99ZM107 42V44H110L111 42L110 41H106ZM110 42V43H109ZM113 42V41H112ZM116 42V41H115ZM120 42V41H119ZM18 43V42H17ZM103 43V42H102ZM121 43V42H120ZM123 43V42H122ZM126 43H128V44H130L129 46L131 47V43H129V42H126ZM209 43H211V45L209 44ZM254 43V42H253ZM253 43H252V46H253ZM16 44V43H15ZM107 44H105V45H107ZM112 44V43H111ZM125 44V43H124ZM127 44V45H128ZM20 45V44H19ZM49 45V44H48ZM96 45V44H95ZM104 45V44H103ZM120 45V46H119ZM118 46L120 47V49H121V47H123V46H121V44H119ZM127 45H125V46H127ZM208 45H210V49L212 50L211 52L212 53H214V54H221V53H223V56H221L219 59L218 58H214V57H212V56H209L208 55V53L206 54V58L207 59H205L206 61V63L204 64V66H203V69H202V72L204 73V76L203 77H201V78H199V80L196 82V86H194V88H196L195 89V91H194V88H193V90H191L190 91V97L192 98L191 100H189V99H185L184 97H181V98H175V96L176 95H174V90H176V88H182V87H189L190 85H191V83L193 82V80L195 79V77L199 74V72H200V69H199V64H200V60H201V50L203 49V48H206ZM111 46V45H110ZM165 46H167L168 48H166ZM18 47V46H17ZM46 47V46H45ZM48 47V46H47ZM46 47V48H47ZM50 47V46H49ZM100 47H101V44H100ZM106 47H108V46H105V48ZM113 47H115L114 46V44H113ZM132 47V48H133ZM202 47V48H201ZM248 47V48H247ZM16 47H14V50H16L15 49ZM19 48V47H18ZM92 48V47H91ZM97 48H98V46H97ZM117 48V47H116ZM128 49H130L129 47H127ZM127 48H124V49H127ZM49 49V48H48ZM51 49V48H50ZM95 49V48H94ZM94 49H93V54H96L95 52L99 49H95V51H94ZM109 49V48H108ZM108 49H104L105 51L106 50H108ZM113 49V48H112ZM111 49V50H112ZM209 49V50H210ZM264 50V47L263 48H261L260 50ZM7 50V49H6ZM83 50V49H82ZM87 50H89V49H87ZM103 50V51H104ZM114 50V49H113ZM117 50H118V48H117ZM122 50V49H121ZM133 50V49H132ZM131 50V51H132ZM243 50H244V52H243ZM262 50V51H263ZM1 51V50H0ZM5 51V50H4ZM19 51H20V49H19ZM18 51V52H19ZM43 51H45V50H43ZM49 51V50H48ZM55 51V50H54ZM81 51V50H80ZM79 50H78V52H80ZM84 51V50H83ZM110 51V50H109ZM116 51V50H115ZM119 51V50H118ZM130 51V50H129ZM129 51H127L128 53H129ZM261 51V52H262ZM57 52V51H56ZM88 52H91V51H88ZM88 52L86 53H84V55L85 54H88ZM98 52V51H97ZM102 52V51H101ZM107 52V51H106ZM122 52H124V54H122V55H124V56H126V53H125V51H122ZM6 53V52H5ZM21 53V52H20ZM19 53V54H20ZM45 53V52H44ZM48 52L46 51V54H47ZM77 53V52H76ZM104 53V52H103ZM102 53V54H103ZM108 53V52H107ZM110 53H111V51H110ZM109 53V54H110ZM117 53V52H116ZM121 53V52H120ZM22 54V53H21ZM43 54V53H42ZM45 54V55H46ZM50 54V53H49ZM48 54V55H49ZM53 54H55V53H53ZM79 54V53H78ZM80 54H82V53H80ZM93 54H91V55H93ZM101 54V55H102ZM112 54V53H111ZM111 54H110V56H111ZM114 54V53H113ZM118 54V53H117ZM261 54V53H260ZM262 54H264V52L262 53ZM261 54V57L263 56ZM22 55H24V54H22ZM38 55H39V52H38ZM51 55V54H50ZM58 55V54H57ZM83 55V54H82ZM89 55V54H88ZM90 55V56H91ZM99 55V54H98ZM97 55V56H98ZM114 55H116V54H114ZM113 55V56H114ZM259 55V54H258ZM7 56V55H6ZM35 56V55H34ZM76 56H78V55H74V57L76 58ZM86 56V58L88 57L87 55H85ZM110 56H109V59H111L110 58ZM120 56V55H119ZM129 56V55H128ZM128 56H127V58H128ZM131 56H132V52H131ZM4 57H5V55H4ZM27 57V56H26ZM40 57V56H39ZM48 57V56H47ZM51 57V56H50ZM50 57H49V60H50ZM60 57H61V55H60ZM67 57V56H66ZM66 57H64V58H62V60H64V59H66ZM69 57V56H68ZM80 58H82L81 56H79ZM92 57H95V56H92ZM99 57H101L100 59H98V57L96 58V59H98V60H102V57H103V55L102 56H99ZM122 57V56H121ZM130 57V56H129ZM260 57V55H259V58H261ZM52 58V57H51ZM56 58V57H55ZM85 58V59H86ZM106 58V57H105ZM105 58H104V60H105ZM115 58V57H114ZM122 58H126V57H122ZM122 58H121V60H122ZM132 58V57H131ZM130 58V59H131ZM246 58V59H245ZM263 58V57H262ZM261 58V59H262ZM24 59V58H23ZM31 59H34L33 57L31 58ZM36 59H37V57H36ZM35 59V60H36ZM45 59V58H44ZM48 59V58H47ZM54 59V58H53ZM53 59L51 60V61H53ZM59 59V58H58ZM77 59H79V58H77ZM91 59V63H93V64H95L94 63V59H92V58H90ZM90 59H88L87 58V60L89 61ZM107 59V58H106ZM117 59H119L118 57H117ZM243 59H245V61L243 60ZM22 60V59H21ZM20 60V61H21ZM27 60V59H26ZM41 59L39 58L38 59V61H40ZM87 60H85L86 62H88ZM98 60H96L97 61V65H98ZM148 60H150V61H148ZM263 60V59H262ZM24 61V60H23ZM32 61V60H31ZM115 61H116V59H115ZM114 61V62H115ZM123 61H124V59H123ZM248 61V62H247ZM260 61V60H259ZM36 62V61H35ZM48 62V61H47ZM100 62V61H99ZM103 62V61H102ZM102 62L100 63L101 65H102ZM113 62V61H112ZM117 62V61H116ZM115 62V63H116ZM128 62H131V61H128ZM132 62H131V64H132ZM28 63V62H27ZM34 63V62H33ZM40 63V62H39ZM44 63H45V61H44ZM50 63V62H49ZM85 63V62H84ZM90 63V62H89ZM89 63H86V64H88V66H89ZM105 63V62H104ZM103 63V64H104ZM107 63V62H106ZM109 63V62H108ZM119 63V62H118ZM120 63H121V61H120ZM204 63V62H203ZM19 64V63H18ZM30 64V63H29ZM29 64H27V66L29 65ZM41 64V63H40ZM52 64V63H51ZM85 64V65H86ZM93 64L92 65H90L91 67H94L95 68V66H93ZM127 64V63H126ZM130 64V63H129ZM192 64V66H194L195 67V70L192 72V71H190V69H187L185 66L186 65H188V67L190 66ZM256 64V63H255ZM35 65H37V63H35L33 66H35ZM42 65V64H41ZM40 65V66H41ZM46 65V64H45ZM49 65V64H48ZM107 65V64H106ZM119 65V64H118ZM263 65V64H262ZM32 66V65H31ZM38 66H39V64H38ZM38 66L36 67L35 66V69H37L38 68ZM39 66V67H40ZM44 66V65H43ZM51 66V65H50ZM99 66V65H98ZM97 66V67H98ZM121 66V65H120ZM120 66H119V68H120ZM127 66H128V64H127ZM130 66V65H129ZM128 66V67H129ZM132 66V65H131ZM131 66H130V68H131ZM132 66V67H133ZM143 66V65H142ZM264 66V65H263ZM20 67H21V65H20ZM28 67H30V65L28 66ZM47 67V66H46ZM87 67V66H86ZM102 67H103V65H102ZM104 67H105V64H104ZM103 67V68H104ZM112 67H114V66H112ZM111 66H110V68H112ZM117 67V66H116ZM115 67V68H116ZM124 67V66H123ZM194 67H190L191 68V70L194 68ZM243 67L245 68V70L243 69ZM32 68H34V67H32ZM45 68V67H44ZM94 68H92L93 70H95ZM100 68V67H99ZM102 68V69H103ZM109 68V69H110ZM118 68V67H117ZM122 68V67H121ZM134 68V67H133ZM133 68H131L130 70H129V68H128V70L129 71H126V73L128 72H130L129 74H132L131 73V70H133ZM139 68V67H138ZM141 68V67H140ZM146 68V67H145ZM253 68V67H252ZM251 68V69H252ZM261 68H262V66H261ZM264 68V67H263ZM35 69H32V70H35ZM39 69H41V68H39ZM49 69V68H48ZM91 69V68H90ZM90 69H88L87 70V72H90ZM92 69H91V71H92ZM114 69V68H113ZM124 69H125V67H124ZM38 70V69H37ZM42 70L43 71H39V73L40 72H44V70L45 69H43L42 68ZM47 70V69H46ZM97 70H99L98 68H97ZM96 70V75H98V76H100L101 75V73L102 72H100V75H99V71H97ZM108 70V69H107ZM107 70H106V72H107ZM115 70V69H114ZM243 70V71H242ZM259 70V69H258ZM261 70V69H260ZM259 70V71H260ZM19 71V70H18ZM26 72L28 71V69L27 70H25ZM24 70H23V75L24 74H30L31 75V73H32V71H28L27 73H24L25 72ZM101 71V70H100ZM109 71V70H108ZM116 71V70H115ZM121 71V70H120ZM120 71H119V73L118 74H120ZM122 71H124V70H122ZM135 71V70H134ZM136 71H137V69H136ZM187 71H190V72H192V74L191 75H189V77H187L188 75L186 74L187 73ZM253 71V70H252ZM257 71V70H256ZM36 72V71H35ZM34 72V73H35ZM87 72H85L86 74H87ZM94 73H95V71H93ZM92 72V73H93ZM106 72H104V73H106ZM110 72L111 71H109V74H110ZM263 72V71H262ZM18 73H20V71L19 72H17V75H18ZM37 73V72H36ZM45 73H46V71H45ZM48 73V72H47ZM51 73V72H50ZM50 73H48V74H50ZM53 73V72H52ZM91 73V72H90ZM91 73V74H92ZM92 74V77H94V78H96V76H94L95 74ZM113 73V72H112ZM136 73V72H135ZM189 73V72H188ZM210 73V74H209ZM264 73V72H263ZM1 74H3V73H1ZM28 74V75H29ZM41 74V73H40ZM44 74V73H43ZM89 74V73H88ZM108 74V75H109ZM121 74H123V73H121ZM138 74H139V72H137V75H134V73H133V75H134V77H136V76H138ZM145 74V73H144ZM260 74H262V73H260ZM22 75V76H23ZM26 75H24V77L26 76ZM27 75V77H29V79L30 78H32L31 76L33 75H31V76H28ZM46 75V74H45ZM90 75V74H89ZM107 75V74H106ZM148 75V76H147ZM203 75V74H202ZM3 76V75H2ZM111 76H112V74H111ZM130 76V75H129ZM1 77V76H0ZM23 77V78H24ZM26 77V78H27ZM43 77V76H42ZM41 77V78H42ZM90 78H92L91 77V75L89 76ZM128 77V76H127ZM126 77V78H127ZM252 77V76H251ZM254 77V76H253ZM256 77H257V74H256ZM2 78H4L5 79V77H2ZM7 79H8V77H6ZM17 78H19V77H17ZM21 79L20 81L22 82V80H24V79ZM38 78V77H37ZM81 78V77H80ZM87 78H88V76H87ZM87 78H85L84 77V79H87ZM103 78L105 79L104 81H106V78H105V76H104V74H103ZM102 78V79H103ZM113 79V77H109V79ZM129 78V77H128ZM11 80L12 79H14V77L12 76V78H10ZM83 79V80H84ZM97 79H99V78H97ZM108 79V78H107ZM3 80V79H2ZM10 80V81H11ZM16 79H14V80H12L13 82H17V81H15ZM18 80V79H17ZM27 80H28V78H27ZM41 80V79H40ZM89 80H91V79H88V81ZM92 80H93V78H92ZM96 80V79H95ZM94 80V81H95ZM120 80V79H119ZM130 80V79H129ZM128 80V81H129ZM0 81H1V79H0ZM24 81H26V80H24ZM44 81V80H43ZM85 81V80H84ZM101 81V80H100ZM2 82V81H1ZM3 82H4V80H3ZM6 82H7V80H6ZM20 82V83H21ZM26 82H29V80L28 81H26ZM38 82V84H40L39 83V81H37ZM78 82V81H77ZM77 82H75L77 85H78V83ZM86 82V81H85ZM90 83H91V81H89ZM93 82V81H92ZM131 82H133V81H131ZM19 83V84H20ZM23 83H25V82H23ZM42 83V82H41ZM104 83H106V82H104ZM125 83V82H124ZM129 83H130V81H129ZM8 84H9V82H8ZM12 84V83H11ZM17 84L18 83H16L15 85H16V87H17V89L19 88L18 86H17ZM26 84V83H25ZM70 84V83H69ZM69 84L67 85L68 87H66V88H69V87H71V88H75L74 87V85L72 86H69ZM85 84V83H84ZM84 84H83V86H84ZM87 84H88V82H87ZM14 85V84H13ZM12 85V86H13ZM24 85V84H23ZM81 85H82V83H81ZM91 85H93V84H91ZM21 86H22V83H21ZM21 86H20V88H21ZM38 85H36V87H37ZM89 86V85H88ZM96 86V85H95ZM124 86V85H123ZM131 87H133L132 85H130ZM10 87V86H9ZM15 87V88H16ZM31 87V86H30ZM32 87H35V86H32ZM35 87V88H36ZM87 87V86H86ZM127 87H129V86H127ZM127 87H125V89H124V87L122 88V90H123V93H124V90L126 91L125 93H127V91H128V89L129 88H131V87H129V88H127ZM146 87L144 88V90L146 89ZM19 88V89H20ZM23 88H24V90H23ZM26 88H29V87H27L26 86ZM42 88V87H41ZM60 88V87H59ZM66 88H62L63 90L65 89V90H67ZM77 88H79V87H76L75 89H77ZM82 88V87H81ZM97 88V87H96ZM135 87H133V89H134ZM137 88V87H136ZM203 88V89H202ZM1 89V88H0ZM3 89H4V87H3ZM2 89V90H3ZM12 89V88H11ZM18 89V90H19ZM31 89V90H30ZM33 88H29L28 90H30V91H35V90H32ZM103 89V88H102ZM101 88H100V90H98V91H101L102 90ZM105 89V88H104ZM109 89V88H108ZM120 89V88H119ZM199 89H201V90H199ZM8 90H9V88H8ZM26 89H25V87H23L22 86V91L24 92ZM28 90H26V92L28 93V92H30V91H28ZM42 90V89H41ZM40 90V91H41ZM47 90V89H46ZM64 90V92H66ZM106 90V89H105ZM104 90V91H105ZM122 90H121V92H122ZM132 89H130V91H131ZM150 90V89H149ZM7 91V90H6ZM37 91V90H36ZM38 91H39V88H38ZM39 91V94L41 93ZM71 91V90H70ZM76 91V90H75ZM97 91V92H98ZM133 91V90H132ZM148 91V90H147ZM179 91V90H178ZM183 91V90H182ZM21 92V91H20ZM22 92V93H23ZM24 93L26 96H27V93ZM67 92L68 93H70L68 90H67ZM74 92V91H73ZM117 92V91H116ZM146 92V91H145ZM7 93H8V91H7ZM32 93V92H31ZM38 93V92H37ZM36 92H35V96L37 97V94ZM88 94H89V92H87ZM132 93V92H131ZM135 93V89H134V92H133V94ZM143 93H144V91H143ZM147 93V92H146ZM152 93V92H151ZM153 93H152V95H153ZM24 94H22L23 96H24ZM28 94H30V93H28ZM37 94V95H36ZM67 94V93H66ZM79 94V93H78ZM88 94H86L87 95V97H90ZM98 94H100V93H98ZM104 94H106V92L104 93ZM120 94V93H119ZM137 94H140V91H139V93H137ZM136 93H135V95H137ZM178 94V93H177ZM20 95V94H19ZM19 95L17 96V95H15L16 96V98H17V100H18V98H20L19 97ZM21 95V96H22ZM62 95V94H61ZM65 95V94H64ZM68 95V94H67ZM77 95V94H76ZM82 95H83V92H82ZM91 95V94H90ZM101 95H103V92H102V94H100V95H97V93H96V95H93L92 96V98L95 96H97V97H99L100 96V98H102V97H104V95L103 96H101ZM107 95V94H106ZM125 95V94H124ZM128 95H130V94H128ZM146 95H148V94H146ZM1 96H2V94H1ZM14 96V97H15ZM22 96V97H23ZM80 96V95H79ZM108 96V95H107ZM107 96H105V98H108V97H110V98H112L113 96H111L110 94H109V96L107 97ZM126 96H127V94H126ZM126 96H125V98L124 97H122V94H121V98H122V100H124V102L125 101H127L126 100ZM134 96V95H133ZM141 97H142V95H140ZM150 96V95H149ZM148 96V97H149ZM25 97V96H24ZM23 97V98H24ZM30 96H28L27 98H29ZM57 98L59 97V96H56ZM62 97V96H61ZM60 97V98H61ZM70 97V96H69ZM68 96L66 97V98H69ZM72 97H74V95L72 96ZM114 97L116 98V96L114 95ZM120 96H118L117 98V102H118V104L120 103L119 102V100H121V98H119ZM131 97H132V95H131ZM136 97V96H135ZM135 97H133V98H135ZM137 97H138V95H137ZM136 97V98H137ZM152 97V96H151ZM197 97H202V99L203 100H201V101H203V105H199V103H196V104H194L193 105V107H192V109H191V106L189 105V103H191V101H194ZM31 98H33L34 99V96H32ZM38 98V97H37ZM41 98H42V96H41ZM40 98V96H39V98L38 99H41ZM44 98V97H43ZM65 98V99H66ZM80 98V97H79ZM83 98V97H82ZM81 98V99H82ZM85 98V97H84ZM99 98V102H101V99ZM110 98L108 99L109 101H111L110 100ZM135 98V99H136ZM147 98V97H146ZM20 99H22V98H20ZM25 99V98H24ZM24 99L22 100V101H20V102H23L24 101ZM36 99V98H35ZM37 99V100H38ZM56 99V98H55ZM73 99V98H72ZM97 99L98 98H95V102H98L97 101ZM103 99V98H102ZM132 99V98H131ZM131 99H130V102H129V104L131 103ZM141 99V98H140ZM1 100H2V98H1ZM25 100H28V99H25ZM36 100V101H37ZM57 101L59 100V99H56ZM61 100H63L62 98H61ZM70 100V99H69ZM108 100H107V102H108ZM115 100V99H114ZM128 100H129V97H128ZM133 100V99H132ZM137 100V99H136ZM136 100H135V102H136ZM145 100V99H144ZM180 100L182 101L183 100V104H182V106H181V108H179V102H180ZM32 101V100H31ZM35 101V102H36ZM48 101V100H47ZM55 101V100H54ZM60 101V100H59ZM65 100H63L62 102H64ZM75 101V100H74ZM85 101H87V100H85ZM103 101H106V100H103ZM140 101V100H139ZM146 101H147V99H146ZM151 101H152V99H151ZM34 102V101H33ZM51 102H53V101H51ZM61 101H60V103H62ZM66 102V101H65ZM69 102V104H70V102L71 101H68ZM68 102H66V103H68ZM84 102V101H83ZM91 102V101H90ZM93 102H94V99H93ZM92 102V103H93ZM98 102V103H99ZM134 102V103H135ZM142 102H145V101H143V98H142ZM147 102H149V100L147 101ZM2 103V102H1ZM4 103V102H3ZM3 103L1 104V105H3ZM19 103V102H18ZM24 103V102H23ZM25 103H27L26 101H25ZM44 103H45V100H44ZM43 102H42V105L44 104ZM53 103H55V102H53ZM66 103H64L65 105H66ZM85 103H87V102H85ZM89 103V102H88ZM87 103V104H88ZM104 103V102H103ZM106 103V102H105ZM127 103H128V101H127ZM126 103V106H128L129 104H127ZM133 103V101H132V104H134ZM182 103V102H181ZM22 104V103H21ZM38 104V103H37ZM50 104V103H49ZM48 104V105H49ZM52 104V103H51ZM79 104V103H78ZM81 104H82V101H81ZM123 104H125V103H123ZM137 104V103H136ZM140 104V103H139ZM149 104H151V102L150 103H148L147 105H149ZM0 105V108H2V106ZM27 105V104H26ZM30 105V104H29ZM34 105V104H33ZM33 105H32V102H31V105H30V107L32 106L33 107ZM36 105V104H35ZM77 105V104H76ZM84 105V104H83ZM91 105V104H90ZM89 104H88V106H90ZM94 105H96L95 103H93L92 104V109L95 111V110H97V109H95V107H97V106H94ZM100 105H102L101 107L103 108L102 109V111L104 112V114L105 113H107L106 115H108V108H107V106L105 107V106H103L104 104H100ZM109 105V104H108ZM112 105V104H111ZM138 105V104H137ZM143 105H146L145 103L143 104ZM147 105H146V107H147ZM192 105V104H191ZM6 106H7V108L8 109H11V108H9L10 106L9 105H7L6 104ZM9 106V107H8ZM37 106V105H36ZM44 106V105H43ZM45 106H46V104H45ZM56 106V105H55ZM85 106V105H84ZM113 106V105H112ZM116 106H117V104H116ZM130 106V105H129ZM131 106H133V107H135V105H131ZM142 106V105H141ZM26 107H28V106H26ZM47 107V106H46ZM58 108H60V105L59 106H57ZM66 107H68V108H70L69 107V105L67 106L66 105ZM71 107H72V105H71ZM77 107H79V106H77ZM122 107H123V105H122ZM122 107L119 109V107L117 108L118 110H121L122 109ZM143 107H145V106H143ZM149 107V106H148ZM190 107V108H189ZM65 108V107H64ZM89 108V107H88ZM98 108V107H97ZM151 108V109H152ZM3 109H4V105H3ZM5 109H6V107H5ZM74 109V108H73ZM73 109H71L72 111H73ZM78 109H80V108H78ZM82 109V108H81ZM83 109H85V107L83 108ZM113 109H114V106H113ZM113 109L111 108V110L113 111ZM124 109H125V111L127 110L126 109V107L124 106ZM124 109H123V111H124ZM131 109L132 110H135V109H133L132 107H131ZM144 109V108H143ZM12 110V109H11ZM58 110H61V108L60 109H58ZM65 110H67L66 108H65ZM70 110V111H71ZM75 110V109H74ZM91 110V109H90ZM99 110V109H98ZM111 110H109V112L111 111ZM132 110H130V111H132ZM1 111H3L2 109H1ZM52 112H54L53 110H51ZM63 112H64V110H62ZM68 111V110H67ZM67 111H66V113H67ZM84 111V110H83ZM99 111H101V110H99ZM111 111V112H112ZM114 111H117L116 109L114 110ZM123 111H122V114H123ZM140 111V110H139ZM252 111H255L256 113H257V115L255 116H252L251 115V112ZM10 112V111H9ZM80 112V111H79ZM79 112H77V113H79ZM86 112V111H85ZM85 112H84V115H85ZM92 112V111H91ZM102 112V113H103ZM133 113H134V111H132ZM131 112V113H132ZM254 112V113H255ZM3 113H4V111H3ZM3 113L1 112V115H3ZM7 113H8V110H7ZM61 113V112H60ZM65 113V112H64ZM70 113V112H69ZM90 113V112H89ZM93 113V112H92ZM91 113V114H92ZM97 113V112H96ZM112 113H114V112H112ZM117 113H119V112H117ZM129 113L130 112H127V114L129 115ZM130 113V114H131ZM138 113V112H137ZM9 114V113H8ZM62 114V113H61ZM74 114H75V112H74ZM94 114H95V112H94ZM121 114V113H120ZM126 114V115H127ZM10 115V114H9ZM54 115V114H53ZM77 115V114H76ZM81 115V114H80ZM86 115H88V113L86 114ZM86 115H85V117H86ZM93 115V114H92ZM110 115H111V113H110ZM116 115V114H115ZM139 115H140V113H139ZM152 115V114H151ZM174 115V114H173ZM52 116V115H51ZM50 116V117H51ZM57 116V115H56ZM60 116V114L58 115V117ZM63 116V115H62ZM72 116V115H71ZM91 116V115H90ZM94 116V115H93ZM95 116H96V118H97V114H95ZM99 116V115H98ZM102 115H100L99 117H101ZM117 116V115H116ZM131 116H132V114H131ZM130 116V117H131ZM135 116V115H134ZM167 116V117H166ZM3 117V116H2ZM2 117H0V118H2ZM5 117V116H4ZM49 117V118H50ZM53 117V116H52ZM52 117H51V119H52ZM54 117H55V115H54ZM58 117L56 118V119H58ZM63 117H65V115L63 116ZM88 117V116H87ZM86 117V118H87ZM126 117V116H125ZM7 118V117H6ZM14 118H15V116H14ZM72 118V117H71ZM78 118V117H77ZM89 118H91V117H89ZM88 118V119H89ZM95 118V117H94ZM137 118V117H136ZM8 119H10V118H8ZM61 119V118H60ZM60 119H58L59 121H60ZM64 119V118H63ZM63 119H61V123L63 124ZM67 119V118H66ZM70 119V118H69ZM74 119H75V116H74ZM87 119V120H88ZM104 119H106V118H104ZM108 119V118H107ZM167 119V120H166ZM204 119V121H205V125H204V127H203V125L201 126L200 125V123L202 122V120ZM1 120V119H0ZM3 120V119H2ZM49 120V119H48ZM70 120H72V119H70ZM69 120V121H70ZM94 120V119H93ZM97 120V119H96ZM95 120V121H96ZM113 120V122H114V120H116V117H115V119L113 118L112 119ZM117 120H118V118H117ZM125 120V119H124ZM123 120V121H124ZM132 120V119H131ZM134 120H137V119H134ZM153 120V119H152ZM5 121V120H4ZM10 121V120H9ZM44 121V120H43ZM53 121V124H54V120H52ZM58 121V122H59ZM67 120H65V122H66ZM73 121V120H72ZM71 121V122H72ZM89 121H90V119H89ZM92 121V120H91ZM90 121V123H92ZM94 121V122H95ZM100 121V120H99ZM106 121V120H105ZM122 121V122H123ZM2 122V121H1ZM6 122H7V119H6ZM6 122L3 124V126L6 124ZM41 122V121H40ZM59 122V123H60ZM64 122V123H65ZM86 122V121H85ZM98 121H96V123H97ZM100 122H102V120L100 121ZM104 122V121H103ZM109 122H111V121H109ZM107 123V122H105V123H107V127L106 128H108L109 127V124L111 125L112 124V122L111 123ZM131 122V121H130ZM136 122V121H135ZM155 122V121H154ZM153 122V124H155ZM8 123H10V122H8ZM44 123H45V121H44ZM51 123V122H50ZM49 123V124H50ZM56 123V122H55ZM58 123V124H59ZM115 123H120V122H114L113 124H115ZM125 123H127V122H125ZM128 123H129V121H128ZM137 123H138V121H137ZM140 123V122H139ZM157 123V122H156ZM164 123V122H163ZM172 123V122H171ZM261 123V126H259V124ZM57 124V123H56ZM57 124V125H58ZM62 124L60 125L59 124V126L61 127L62 126ZM86 124V123H85ZM93 124V123H92ZM113 124L111 125L113 128H114V126H113ZM117 124V125H118ZM121 124V123H120ZM119 124V125H120ZM131 124V123H130ZM129 124V125H130ZM132 124H134V123H132ZM152 124V121H151V126L153 125ZM9 125V124H8ZM7 125V126H8ZM40 125H41V123H40ZM39 125V126H40ZM47 125L48 124H46V126L45 127H47ZM50 125H52V123L50 124ZM55 125V124H54ZM53 125V126H54ZM71 125V124H70ZM77 125V124H76ZM89 125V124H88ZM91 125V124H90ZM97 125H99V129H100V123L98 124L97 123ZM102 125V124H101ZM104 125L105 124H103V127H104ZM118 125V126H119ZM124 125V124H123ZM122 125V126H123ZM128 125V124H127ZM135 125V124H134ZM139 125V124H138ZM138 125L136 126L137 128H139L138 127ZM162 125V124H161ZM0 126H2V124L0 125ZM6 126V127H7ZM34 126H36V125H34ZM43 126H44V124H43ZM72 126V125H71ZM74 126V125H73ZM81 126V125H80ZM142 126V125H141ZM157 126H158V124H157ZM22 127V126H21ZM55 127V126H54ZM65 127V126H64ZM64 127H62L61 128V130L64 128ZM69 127V126H68ZM84 127V126H83ZM92 127H94V125L92 126ZM97 127V126H96ZM95 127V128H96ZM112 127H111V129H112ZM131 127V126H130ZM156 127V126H155ZM154 127V128H155ZM160 126H158V128H159ZM4 128V127H3ZM2 128V129H3ZM48 128V127H47ZM46 128V129H47ZM81 128H82V126H81ZM80 128V129H81ZM110 128V127H109ZM124 128H125V126H124ZM136 128V129H137ZM152 128V127H151ZM154 128H153V130H154ZM2 129L0 128V132L2 131ZM32 129V128H31ZM42 129V128H41ZM54 129H56V128H54ZM69 129V128H68ZM86 129V128H85ZM98 129V130H99ZM101 129H102V127H101ZM104 129H105V127H104ZM121 129V128H120ZM134 129V128H133ZM134 129L136 132L138 131V130H140L141 131V129L139 128V129ZM162 129V128H161ZM161 129H159L160 131H161ZM4 130V129H3ZM64 130V129H63ZM70 130V129H69ZM68 130V131H69ZM83 130H84V128H83ZM94 130V129H93ZM103 130V129H102ZM101 130V131H102ZM113 130V129H112ZM126 130H128L127 128H126ZM125 130V131H126ZM152 130V129H151ZM151 130H150V132H151ZM158 130V129H157ZM158 130V131H159ZM163 130V129H162ZM49 130L47 129V132H48ZM55 131V130H54ZM58 131V130H57ZM74 131V130H73ZM79 131V129H77V132ZM107 131V130H106ZM114 131V130H113ZM123 132H124V130H122ZM132 131V130H131ZM155 131V133H156V129L154 130ZM160 131L158 132V134H157V136L155 137L154 135H151L149 138H148V142H147V147L145 148V151H143V150H141V152L139 151L141 148H142V146L140 145V147L139 148H136L135 150H133L132 149V147H128L127 145H125V147H124V153H120V155L122 154V155H124V156H121L122 158H123V161L122 162H119L120 163V165H122V164H128V165H132V166H134L136 163H137V166L138 167H136V170L138 171V170H144L145 168H151V167H156L157 165V163H160V160H162L163 158H164V154H165V152H164V149H163V151H162V153H164V154H160V150H161V148H163L162 146H163V144H162V140H161V134H159L160 133ZM202 131V135L203 136H201L200 137V139H199V137H197L198 138V140L197 139H195L196 137L195 136H197V134H199L200 132ZM3 132H5V131H2L1 132V134H3L2 136H4V134L6 135V133H3ZM8 132L9 131H7V134H8ZM51 132V131H50ZM49 132V133H50ZM72 132V131H71ZM74 132H76V131H74ZM73 132V133H74ZM76 132V133H77ZM98 132V131H97ZM118 132L121 134V131L118 129ZM129 133H130V129H129V131H128ZM133 132V131H132ZM139 132V131H138ZM143 131H141V133H142ZM31 133V132H30ZM52 133V132H51ZM75 133V134H76ZM85 133V132H84ZM93 133V132H92ZM99 133H100V131H99ZM98 133V134H99ZM107 133V132H106ZM106 133H104V134H101V137H102V135L104 136ZM118 133V134H119ZM129 133H127V134H129ZM140 133V134H141ZM144 134H145V136H146V133L145 132H143ZM142 133V134H143ZM148 133V132H147ZM261 133V134H260ZM15 134V133H14ZM71 134V133H70ZM69 134V135H70ZM74 134V135H75ZM80 134V133H79ZM91 134V133H90ZM89 134V135H90ZM94 134V133H93ZM92 134V135H93ZM95 134H97V133H95ZM131 134H133V133H131ZM131 134H130V136H131ZM144 134H143V136H144ZM149 134H151V133H149ZM152 134H153V132H152ZM15 135H17V134H15ZM19 135V134H18ZM23 135V138H24V134H22ZM21 135V136H22ZM108 135V134H107ZM117 135V134H116ZM134 135V134H133ZM139 135V134H138ZM148 135V134H147ZM189 135H190V137H189ZM2 136L0 137V139L2 138ZM73 136V135H72ZM82 136V135H81ZM85 137L87 136V135H84ZM99 136V135H98ZM97 136V137H98ZM109 136V135H108ZM113 136V135H112ZM112 136H111V138H112ZM118 136V135H117ZM127 136V135H126ZM136 136H137V133H136ZM200 136V135H199ZM74 137V136H73ZM91 137H94V136H91ZM96 137V136H95ZM94 137V138H95ZM134 137V136H133ZM132 137V138H133ZM141 137V136H140ZM164 137V136H163ZM172 137H173V135H172ZM3 138H5V137H3ZM8 138V137H7ZM7 138H5V139H7ZM78 138V137H77ZM84 138V137H83ZM94 138H92V139H94ZM99 138V137H98ZM105 138V137H104ZM110 138V137H109ZM115 138V137H114ZM120 138V137H119ZM124 138H126V137H124ZM128 139H130L129 137H127ZM141 138H143V137H141ZM141 138H138V139H140L141 140ZM169 138V137H168ZM174 138H175V136H174ZM80 139V138H79ZM100 139V138H99ZM99 139H97V140H99ZM118 139V138H117ZM123 139V138H122ZM127 139V140H128ZM135 139V138H134ZM143 139H145V137L143 138ZM147 139V138H146ZM165 139V138H164ZM171 139V138H170ZM258 139H259V137H258ZM2 140V139H1ZM8 140V139H7ZM7 140H4V141H7ZM84 140V139H83ZM96 140V138H95V143H97V142H99V141H97ZM102 141H103V139H101ZM101 140H100V145H101ZM106 140H108V139H106ZM105 140V141H106ZM116 139H114V141H115ZM136 140V139H135ZM168 140V139H167ZM166 139L164 140V141H167ZM186 140V139H185ZM254 140V139H253ZM252 140V141H253ZM262 140H264V138H262ZM85 141H87V140H85ZM93 141V140H92ZM97 141V142H96ZM111 141V140H110ZM109 141V142H110ZM118 141V140H117ZM120 141V140H119ZM123 141V140H122ZM124 141H125V139H124ZM129 141V140H128ZM133 141V140H132ZM142 141V140H141ZM140 141V142H141ZM169 141V140H168ZM2 142H3V140H2ZM1 142V143H2ZM104 142V141H103ZM108 142V143H109ZM125 142H127V141H125ZM124 142V143H125ZM143 142V141H142ZM141 142V143H142ZM178 142V143H179ZM255 142V141H254ZM5 143V142H4ZM85 143H87V142H85ZM88 143H89V140H88ZM88 143L86 144V145H88ZM118 144H120L119 142H117ZM123 143V144H124ZM135 143H136V141H135ZM140 143V144H141ZM168 143H170L172 146H173V148H175V147H177V148H179L178 147V145H177V143L176 142H174V144H172L171 143V141H169ZM168 143H167V146H168ZM190 143V142H189ZM93 144V143H92ZM112 144V143H111ZM126 144H130V143H126ZM145 144V143H144ZM143 144V145H144ZM186 144V147H187V143H185ZM6 144H4V146H5ZM96 145V144H95ZM110 145V144H109ZM114 145V144H113ZM94 146V145H93ZM92 145H91V148L93 147ZM114 146H116V145H114ZM120 146V145H119ZM122 146V145H121ZM175 146V147H174ZM3 147V146H2ZM6 147V146H5ZM4 147V149H6ZM8 147V146H7ZM80 147V146H79ZM97 147H99L98 145H97ZM97 147H96V150H97ZM103 147V146H102ZM108 147V146H107ZM106 147V148H107ZM111 147V146H110ZM134 147H136V145L134 146ZM164 147H166V145L164 146ZM83 148V147H82ZM115 148H117V147H115ZM120 148V147H119ZM183 148H184V146H182V147H180L177 151H178V153H180L182 150H183ZM248 148H249V146H248ZM8 149V148H7ZM84 149V148H83ZM86 149V148H85ZM84 149V150H85ZM94 149H95V147H94ZM101 149V147L99 148V150ZM103 149V148H102ZM109 149V148H108ZM121 149H123V146H122V148ZM120 149V151L122 152L123 150H121ZM176 149V148H175ZM256 151H255V150ZM110 150H113V147H112V149H110ZM170 150L171 149H169V151L166 149V151H168V152H170ZM91 151V150H90ZM117 151V150H116ZM172 151V150H171ZM85 151H83V153H84ZM87 152V151H86ZM85 152V153H86ZM102 152V154H103V151H101ZM107 152V151H106ZM106 152L104 153L105 155H106ZM109 152H111V151H109ZM108 152V153H109ZM118 152V151H117ZM167 152V154H169ZM95 153H96V151H95ZM107 153V154H108ZM112 153V152H111ZM119 153V152H118ZM87 154H89V153H87ZM92 154H93V152H92ZM92 154H90V155H92ZM173 154V153H172ZM130 155H133V156H131V157H133V159H130L129 158V156ZM169 155H171V154H169ZM174 155V154H173ZM116 156V155H115ZM168 156V155H167ZM177 156V155H176ZM104 157V156H103ZM118 157V156H117ZM175 157V156H174ZM173 157V158H174ZM91 158V157H90ZM94 158H95V155H94ZM105 158H106V156H105ZM105 158H104V160H105ZM122 158H120V159H122ZM167 158V157H166ZM170 158V157H169ZM178 158V157H177ZM176 158V159H177ZM181 158V157H180ZM213 159H216L214 162L212 161ZM243 159V158H242ZM93 160V159H92ZM103 160V161H104ZM115 160V159H114ZM171 160V159H170ZM174 160V159H173ZM172 160V161H173ZM117 161V160H116ZM121 161V160H120ZM163 161H165V160H163ZM264 161V160H263ZM106 162V161H105ZM114 162V161H113ZM112 162V163H113ZM166 162V161H165ZM171 162V161H170ZM178 162V161H177ZM262 162V163H261ZM104 163V162H103ZM102 163V164H103ZM110 163V162H109ZM2 164H4L3 162H2ZM106 164H107V162H106ZM236 164H237V162H236ZM235 164V165H236ZM5 165V164H4ZM109 165H113V164H109ZM114 165H116V162H115V164ZM119 165V166H120ZM149 165V166H148ZM162 165H164V164H161V166H159V167H162ZM185 165V166H186ZM2 166V165H1ZM100 166H102V165H100ZM127 166V165H126ZM165 166V165H164ZM163 166V167H164ZM81 166H79V168H80ZM106 167V166H105ZM110 167V166H109ZM112 167V166H111ZM116 167H118V166H116ZM121 167V166H120ZM119 167V168H120ZM170 167V166H169ZM12 168V167H11ZM94 168V167H93ZM165 168H166V166H165ZM167 168H168V166H167ZM166 168V169H167ZM184 168V169H183ZM251 168L250 169H248V170H250V173H252L251 172ZM82 169H83V166H82ZM118 169V168H117ZM149 169H147V170H145L146 172V174L148 173H150L151 171L149 170ZM157 169H158V166H157ZM165 169V170H166ZM168 169H170V168H168ZM231 169V168H230ZM11 170V169H10ZM101 170V169H100ZM152 170V169H151ZM161 170V169H160ZM160 170H158V171H160ZM245 170H247V168L245 169ZM247 170V171H248ZM252 170H254V169H252ZM123 171V170H122ZM129 171V170H128ZM134 171H135V169H134ZM157 171V170H156ZM170 171V170H169ZM172 171V170H171ZM171 171H170V173H171ZM255 171V170H254ZM260 171H258V172H260ZM1 172L2 171H0V176H1ZM81 172V171H80ZM118 172V171H117ZM127 172V171H126ZM139 172H142V171H139ZM144 172V171H143ZM161 172V171H160ZM231 172V173H230ZM3 173V172H2ZM4 173H6L5 171H4ZM123 173V172H122ZM134 173V172H133ZM138 173V172H137ZM152 173V172H151ZM162 173H163V176L164 175H166L165 173H164V171H162ZM172 173H174V172H172ZM253 173H255V172H253ZM252 173V174H253ZM8 174V173H7ZM128 174H129V172H128ZM147 174V175H148ZM154 174H156V172L155 173H153L152 174V176L151 177H155L154 176ZM181 174V173H180ZM248 174H249V171H248ZM261 174H264V172L262 171V173ZM4 175V174H3ZM121 175V174H120ZM136 175V173L134 174V178L136 177L135 176ZM138 175H141V174H138ZM168 175V174H167ZM6 176H8V175H6ZM150 176V175H149ZM156 176H158V172H157V174H156ZM160 176V175H159ZM173 176V175H172ZM246 176V178H244ZM251 177H252V179H251V182H254V181H256L257 180V177H254L253 175H250ZM256 176V175H255ZM5 177V176H4ZM4 177L2 178L3 180H4ZM13 177V176H12ZM11 177V175H10V178H12ZM122 177H123V175H122ZM121 177V178H122ZM127 177V176H126ZM130 177H131V175H130ZM129 177V178H130ZM138 177V176H137ZM148 177V176H147ZM162 177V176H161ZM160 177V180H162V178ZM174 177H176V176H174ZM178 177V176H177ZM249 177V176H248ZM1 178H0V180H1ZM9 178V179H10ZM125 178V177H124ZM142 178V177H141ZM149 178V177H148ZM156 178V177H155ZM126 179V178H125ZM159 178H156V179H154V180H158ZM164 179V178H163ZM166 180H167V177L165 178ZM164 179V180H165ZM12 180V179H11ZM10 180V181H11ZM120 179H118V181H119ZM122 180V179H121ZM127 180V179H126ZM132 180H133V178H132ZM138 180V179H137ZM144 180V179H143ZM164 180H162V181H164ZM260 182H263L264 183V175H262L259 179H258ZM117 181V182H118ZM150 181V180H149ZM148 181V182H149ZM13 182V181H12ZM124 182V181H123ZM141 182V181H140ZM139 182V183H140ZM147 182V183H148ZM156 182V181H155ZM164 182H166V181H164ZM258 182V181H257ZM118 183H120V182H118ZM117 183V184H118ZM143 183V182H142ZM142 183H140V184H142ZM150 183V182H149ZM148 183V184H149ZM157 183H158V181H157ZM160 183V182H159ZM167 183V182H166ZM165 183V184H166ZM170 183V182H169ZM6 184H9L8 183V181H7V183L5 182V186H6ZM135 184H136V180H135ZM148 184H146V185H148ZM153 183H151V185H152ZM161 184H163V182L161 183ZM168 184V183H167ZM258 184V183H257ZM125 185H127V184H125ZM124 185V186H125ZM129 185V184H128ZM139 185V184H138ZM145 184H144V186L145 187H147ZM153 185H155V184H153ZM164 185V184H163ZM172 185V184H171ZM181 185H183V186H181ZM238 185V186H237ZM245 185H243L244 187H246ZM9 186V185H8ZM134 185H132V187H133ZM144 186H142V189H144ZM4 187V186H3ZM122 187H123V185H122ZM125 187H127V186H125ZM124 187V188H125ZM154 186H152V188H153ZM156 187V186H155ZM165 187V186H164ZM167 187V186H166ZM170 187V186H169ZM182 188V189H180V188ZM117 188V187H116ZM116 188L114 189V191L116 190ZM124 188H123V190H124ZM131 188V187H130ZM148 188V187H147ZM147 188L144 190L145 192H148L147 191ZM151 188V187H150ZM149 188V189H150ZM243 188V187H242ZM4 189V188H3ZM2 189V190H3ZM132 189V188H131ZM137 189V188H136ZM139 186H138V191H139ZM141 189V190H142ZM159 189H161V188H159ZM168 189V188H167ZM4 190H6V189H4ZM8 190V189H7ZM136 190V191H137ZM157 190V189H156ZM162 190V189H161ZM165 190V189H164ZM199 190H201V191H199ZM41 191H43V190H41ZM129 191V190H128ZM131 191V190H130ZM137 191V192H138ZM150 191H152V190H150ZM153 191L156 193V191L153 189ZM163 191V190H162ZM167 191V190H166ZM166 191H164V192H166ZM202 191H206L205 193H202ZM9 192V191H8ZM132 192L133 191H131L130 192V194L129 195H131L132 194ZM157 192H161V191H159V190H157ZM197 192H199V194H197ZM33 194H35L34 192H32ZM123 194H126L127 193V191L126 192H122ZM129 193V192H128ZM140 193V192H139ZM170 193V192H169ZM249 193V194H248ZM33 194H32V196H33ZM86 194H88V192L86 193ZM145 194V193H144ZM150 194H151V192H150ZM159 194H161V193H156V195L154 196L153 194H151V195H153V197H155V199L157 198L158 199V197H156V196H158ZM162 194H163V192H162ZM161 194V195H162ZM174 194H172V195H174ZM250 194H252V195H250ZM137 195H139V194H136V196ZM141 195V194H140ZM145 195H147V194H145ZM150 195V196H151ZM160 195V196H161ZM170 195V194H169ZM3 197V199H4V195H2ZM89 196V195H88ZM91 196V195H90ZM148 197H150L149 195H147ZM163 196V195H162ZM166 196V195H165ZM7 197H9V196H7ZM146 197V196H145ZM153 197H150V199L152 198L153 199V205H155L154 204V198ZM134 200L135 201H137V199L138 198H136L135 196H134ZM143 198V197H142ZM170 198V197H169ZM2 199V200H3ZM145 199L146 198H144L143 199V201L144 202H146V204L144 203H140V205H138V206H140L141 207V204H142V206H144V205H147L150 201V199H148V200H146L145 201ZM151 199V200H152ZM156 199V200H157ZM160 199V198H159ZM161 199H162V197H161ZM167 199H168V197H167ZM1 200V199H0ZM139 200H141V197H140V199H138V201ZM155 200V201H156ZM9 201V200H8ZM11 201V200H10ZM132 201V200H131ZM134 201V202H135ZM149 201V202H148ZM162 201V200H161ZM173 201V202H174ZM1 202V201H0ZM3 202V201H2ZM31 202V201H30ZM134 202H133V204H134ZM38 203V202H37ZM136 203V202H135ZM152 203V201L149 203V205ZM172 203V202H171ZM157 204V203H156ZM169 204V203H168ZM173 204V203H172ZM262 204V205H263ZM137 205V204H136ZM135 204L133 205V206H136ZM153 205H152V207H153ZM162 205V204H161ZM166 205H167V203H166ZM165 205V207H167ZM193 205V204H192ZM156 206V205H155ZM174 206H175V204H174ZM177 206V205H176ZM175 206V207H176ZM259 206H258V208H259ZM4 207V206H3ZM144 207H146V206H144ZM161 207V206H160ZM170 206L168 205V208H169ZM171 207H173V205L171 206ZM254 207V208H255ZM261 207V206H260ZM264 207V206H263ZM16 208H17V206H16ZM154 208V207H153ZM176 208H180V206L179 207H176ZM201 208V210H200V213H198V209H200ZM253 208V209H254ZM4 209H5V207H4ZM9 209V208H8ZM56 209V208H55ZM138 209H140L139 207H138ZM159 209V208H158ZM163 209V208H162ZM161 209V210H162ZM170 209V208H169ZM171 209H174V208H171ZM261 209V208H260ZM137 210V209H136ZM180 210V209H179ZM257 210V209H256ZM54 211V210H53ZM52 211V212H53ZM58 211V210H57ZM57 211H55V212H57ZM140 211H141V209H140ZM165 211H166V208H165ZM177 211V210H176ZM8 212V211H7ZM51 212V213H52ZM134 212H135V210H134ZM134 212H133V215H135L134 214ZM142 212V211H141ZM161 212H163V210L161 211ZM190 212V211H189ZM191 212H192V210H191ZM191 212H190V214H191ZM254 212V211H253ZM60 213V212H59ZM59 213L57 214L58 215V219H59ZM136 213V212H135ZM137 213H139L140 214V212H139V210H138V212ZM144 213V212H143ZM152 213H154V212H152ZM151 213V214H152ZM157 213V212H156ZM156 213H154V215L156 214ZM176 213V212H175ZM180 213V212H179ZM53 215L54 214H56V213H52ZM163 215L162 216H164V213H162ZM168 214V213H167ZM192 214V215H193ZM261 214V213H260ZM61 215V214H60ZM132 215V214H131ZM145 215H148L147 213H145L143 216L145 217V219L147 218L148 220L150 219V218H148L149 217V215H148V217H146ZM160 215H161V213H160ZM165 215H166V213H165ZM178 215V214H177ZM180 215V214H179ZM187 215H189V214H187ZM186 215V216H187ZM62 216H64V215H62ZM68 217H67V219H68V221L67 222H69V224H70V220H69V218H71V220L72 219H74V218H72V216H70L69 217V215H67ZM137 216V215H136ZM139 216H141V215H138V217ZM162 216H160V218L162 217ZM185 216V217H186ZM2 217H4V216H2ZM45 217V216H44ZM43 217V218H44ZM49 217V216H48ZM47 217V218H48ZM74 217V216H73ZM137 217V218H138ZM153 217V216H152ZM169 217V216H168ZM171 217V220H172V216H170ZM178 217H180V216H178ZM190 217H191V215H190ZM42 218V219H43ZM46 218V217H45ZM62 218H64V217H62ZM61 218V219H62ZM65 218H66V216H65ZM131 219L132 218H134V217H130ZM142 218V217H141ZM159 218V217H158ZM159 218V219H160ZM166 218H167V216H166ZM2 219V218H1ZM41 219V220H42ZM51 219L53 220L54 218L51 216ZM91 219V218H90ZM103 219H105V218H103ZM135 219V218H134ZM140 219V218H139ZM155 219V218H154ZM170 219V218H169ZM2 220H4V219H2ZM6 220V223H7V219H5ZM4 220V221H5ZM56 220V219H55ZM65 220V219H64ZM61 221L60 222V224L59 225H62L63 226V224H61L62 222H65V221ZM130 220V219H129ZM144 220V219H143ZM151 220H152V218H151ZM161 220H162V218H161ZM160 220V222L162 223V221ZM178 220V219H177ZM177 220H175L174 219V221H176L177 222ZM191 220H193V218L191 219ZM1 221V220H0ZM3 221V222H4ZM45 221H46V219H45ZM45 221H43V222H45ZM47 221H48V219H47ZM51 221V220H50ZM57 221V220H56ZM73 221V223H74V226H75V220H72ZM72 221H71V223H72ZM132 221V220H131ZM139 221H141V220H139ZM145 221H147V220H145ZM144 221V222H145ZM173 221V220H172ZM2 222V221H1ZM2 222V223H3ZM42 221H41V223L39 224L40 226H42V224H43V226H44V223H43ZM105 222V221H104ZM150 222V221H149ZM171 222V221H170ZM169 222V223H170ZM184 222V221H183ZM187 222V221H186ZM191 222V221H190ZM254 222H255V220H254ZM256 222H257V220H256ZM260 222V221H259ZM1 223V224H2ZM5 223V225H7ZM129 223V222H128ZM131 223V222H130ZM132 223H134V221L132 222ZM138 223V222H137ZM143 223V222H142ZM148 223V222H147ZM151 223V222H150ZM174 223V222H173ZM4 224V223H3ZM3 224L2 225H0V226H3ZM47 224V223H46ZM66 224V223H65ZM68 224V225H69ZM146 223H144V224H140V223H138L135 227H134V230H136V228L137 227H139V228H137V229H140V227H141V232H144V230H145V232H144V234H142L141 235V232H140V235L142 236L141 238H140V240L144 237H147L148 236V234H149V232L151 231L150 229H153V228H149L148 229V227H147V225H145ZM165 224V223H164ZM175 224V223H174ZM180 224V223H179ZM255 224H257V223H255ZM264 224V223H263ZM4 225V226H5ZM53 225V224H52ZM52 225H51V229H52ZM88 225V224H87ZM91 225H92V223H91ZM133 225V224H132ZM135 225V224H134ZM157 225H158V223H157ZM159 225H160V223H159ZM159 225H158V228H159ZM192 225V224H191ZM253 225V224H252ZM258 225V224H257ZM260 225V224H259ZM258 225V226H259ZM262 225V224H261ZM4 226H3V228H4ZM8 226V225H7ZM74 226H72V227H74ZM83 226V225H82ZM161 226V225H160ZM162 226H164V225H162ZM186 226V225H185ZM196 226V227H197ZM256 226V225H255ZM36 227V226H35ZM39 227V226H38ZM55 227H56V225H55ZM63 227H65V225L63 226ZM66 227H68V226H66ZM65 227V228H66ZM76 227V226H75ZM165 227V226H164ZM188 227H190V226H188ZM192 227H194V226H192ZM253 227V226H252ZM261 227V226H260ZM1 229H2V227H0ZM45 228V227H44ZM43 228V229H44ZM64 228V229H65ZM83 228H84V226H83ZM157 228V229H158ZM160 228H162V227H160ZM186 228V227H185ZM195 228V227H194ZM194 228H192L193 230H194ZM254 228H256V227H254ZM264 228V227H263ZM6 229H7V227H6ZM5 229V230H6ZM51 229H49V230H51ZM55 229V228H54ZM53 229V230H54ZM57 229V228H56ZM59 229V228H58ZM63 229V230H64ZM71 228H69V230H70ZM85 229V228H84ZM88 229V228H87ZM156 229V230H157ZM191 229V228H190ZM251 229V228H250ZM249 229V230H250ZM5 230H4V232H5ZM47 230V229H46ZM53 230H51V232L53 231ZM74 230V229H73ZM76 230V229H75ZM91 230V229H90ZM90 230H88V232L90 231ZM93 230H95L96 231V229H93ZM178 230V229H177ZM193 230H192V232H193ZM9 231V230H8ZM37 231V230H36ZM43 231V230H42ZM55 231V230H54ZM68 231V230H67ZM84 231V230H83ZM132 231V230H131ZM187 231V230H186ZM6 232H7V230H6ZM50 232V231H49ZM56 232H58V231H56ZM64 232V231H63ZM70 232H71V230H70ZM88 232H87V234H88ZM136 232V231H135ZM154 233H155V230L153 231ZM177 232V231H176ZM183 231H181V233H182ZM191 232V231H190ZM60 233H61V231H60ZM65 233H67V232H64V234ZM73 233V232H72ZM95 233V232H94ZM152 234L153 236L156 234ZM178 233V232H177ZM195 233V232H194ZM8 234V233H7ZM7 234H5V235H7ZM53 234H54V232H53ZM58 234V233H57ZM56 233H55V235H57ZM91 234H92V230H91ZM90 234V235H91ZM59 235V234H58ZM63 235V234H62ZM67 235V234H66ZM68 235H69V231H68ZM67 235V236H68ZM140 235H138V237L140 236ZM145 235H147V236H145ZM150 235L151 234H149V237H150ZM170 235V234H169ZM182 236H181V239L180 240H182L183 238L185 239L186 238V233H184V235L183 234H181ZM192 235V234H191ZM195 235V234H194ZM239 235V236H238ZM250 235H251V238H250ZM0 236H1V234H0ZM4 236V235H3ZM8 236V235H7ZM72 236H73V234H72ZM71 236V237H72ZM96 236V235H95ZM94 236V237H95ZM156 236V235H155ZM154 236V237H155ZM6 237V236H5ZM57 237V236H56ZM64 237H65V239H66V236L64 235ZM64 237H62V238H64ZM154 237H153V239H154ZM157 237H159V236H157ZM166 237H168V239L167 240H173V239H170L169 237L170 236H166ZM175 237V236H174ZM192 237V236H191ZM194 237V236H193ZM3 238V237H2ZM2 238H0V239H2ZM11 238V237H10ZM55 238V237H54ZM68 239H69V237H67ZM73 238H75V237H73ZM93 238V237H92ZM161 238H164V237H161ZM7 239H8V237H7ZM43 239V238H42ZM67 239V240H68ZM85 239H87V238H85ZM146 239V238H145ZM150 239V241H151V239H152V237L151 238H149ZM149 239H147V241L149 240ZM164 239H166V238H164ZM212 239H214V241H212L211 242V246H212V248H208V249H202L201 248V246H202V242H204V243H206L207 244V242L208 241H210V240H212ZM252 239V240H253ZM57 240V239H56ZM61 240V239H60ZM59 239H58V241H60ZM63 240V239H62ZM144 240V239H143ZM143 240H142V242H143ZM156 240H157V238H156ZM161 240V239H160ZM189 240V239H188ZM258 240L256 241V242H258ZM74 241V240H73ZM138 241H139V239H138ZM146 241V242H147ZM150 241H149V243H150ZM163 241V240H162ZM1 242H4L3 241V239H2V241ZM8 242H9V239H8ZM13 242V244L12 245H14V242H15V239H14V241H12ZM11 241H10V243H12ZM66 242H68V241H66ZM141 241H139L138 243H140ZM145 241L143 242V244L144 243H146ZM158 242V241H157ZM165 242H166V240H165ZM252 242V241H251ZM250 242V243H251ZM7 243V242H6ZM70 243H72L71 241H70ZM148 243V242H147ZM148 243V244H149ZM155 243V242H154ZM153 243V244H154ZM168 243H172V242H169L168 241ZM168 243H166V244H168ZM253 243V242H252ZM141 244V243H140ZM161 244V243H160ZM165 244V243H164ZM163 244V245H164ZM205 244V245H206ZM256 244V243H255ZM4 245H5V243H4ZM4 245H3V247H4ZM10 244H8L7 245V247L9 246ZM150 245H152V244H150ZM149 245V246H150ZM155 245V244H154ZM153 245V247H156V245L154 246ZM158 245V244H157ZM162 245V244H161ZM184 244H183V242H180L178 239H176V240H174V242L172 243V244H170V247L169 248H166V251H167V253H168V255L169 254H174V255H178L179 254V251L184 247L183 246ZM250 245V244H249ZM140 246H143V245H140ZM139 246V247H140ZM160 246V245H159ZM257 246V245H256ZM260 246V245H259ZM0 247H2V245L0 244ZM11 247V246H10ZM14 247V246H13ZM161 247H163V246H161ZM6 248V247H5ZM4 248V249H5ZM144 248H145V246L142 248V250H144ZM147 248V247H146ZM254 248H255V245H254ZM257 248V247H256ZM259 248V247H258ZM261 248H260V250H261ZM139 248H138V245H137V250H138ZM140 249H141V247H140ZM150 249V248H149ZM3 250V249H2ZM71 251H72V249H70ZM69 250V251H70ZM136 250V251H137ZM148 250V248L147 249H145V251H147ZM154 250V249H153ZM162 250V249H161ZM165 250V249H164ZM4 251V250H3ZM9 251V250H8ZM70 251V252H71ZM139 251V250H138ZM141 251V250H140ZM140 251L139 252H137V253H140ZM152 251V250H151ZM166 251H165V253H166ZM226 251H229V253H227ZM253 251H255V250H253ZM161 252H163V251H160V253ZM208 252H214V253H208ZM226 252V253H225ZM240 252H247V253H240ZM249 252H251V253H249ZM257 252V251H256ZM11 253V252H10ZM145 253V252H144ZM151 253V252H150ZM158 253V252H157ZM159 253V254H160ZM186 253V252H185ZM260 253V252H259ZM158 254V255H159ZM141 255H143V257H145L144 256V254H141ZM149 255V254H148ZM147 255V256H148ZM164 255V254H163ZM181 255V254H180ZM156 256V255H155ZM182 256H184L185 257V255H183L182 254ZM138 257H139V255H138ZM142 257V256H141ZM140 257V258H141ZM150 257V256H149ZM157 257H159V256H157ZM163 257V256H162ZM183 257V258H184ZM146 258V257H145ZM150 258H152V257H150ZM154 258V257H153ZM152 258V259H153ZM181 258V257H180ZM142 259V258H141ZM148 259V258H147ZM160 259V258H159ZM170 259V258H169ZM176 259H178V258H174V261L172 260V262H171V260H170V262H171V264H176V262L175 261H177ZM209 259V260H208ZM149 260V259H148ZM157 260V259H156ZM155 260V261H156ZM168 260V259H167ZM181 260V259H180ZM230 260V261H229ZM165 261V260H164ZM163 261V263H165ZM179 261V260H178ZM207 261H209V262H207ZM150 262V261H149ZM186 262L184 263V264H186ZM151 263V262H150ZM152 263H153V261H152ZM154 263H156V262H154ZM166 263H168L169 264V261L168 262H166ZM138 264V263H137ZM158 264H159V262H158ZM183 264V263H182Z\"/></svg>",
    "mask_w": 264,
    "mask_h": 264
}]
</instances>
